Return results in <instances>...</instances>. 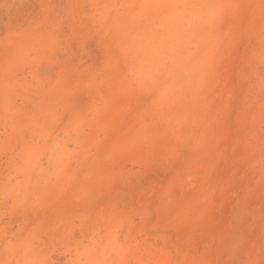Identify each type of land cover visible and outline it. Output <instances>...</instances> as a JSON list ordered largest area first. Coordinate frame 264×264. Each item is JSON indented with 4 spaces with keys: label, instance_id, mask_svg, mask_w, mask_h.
Returning <instances> with one entry per match:
<instances>
[{
    "label": "bare ground",
    "instance_id": "6f19581e",
    "mask_svg": "<svg viewBox=\"0 0 264 264\" xmlns=\"http://www.w3.org/2000/svg\"><path fill=\"white\" fill-rule=\"evenodd\" d=\"M147 1L148 0H0V264H141L145 255H146L145 257H147V259H145V260L151 259L152 263H154L153 261H155L156 259L158 260V258H160V257L157 256L158 258H156V256L150 254V251H148V250H149V247L151 245H152L151 250H155L157 248L155 246H157L159 244L161 245L160 248H162L160 250L161 253L166 251L168 254V258H167L168 264H184L185 261H189V260L196 261L193 263L200 264L199 262H201V261L198 262L195 259V257H197V258L199 257V259H200V257L206 256L205 254L208 253L211 245H213V244L217 245L216 244V243H218L216 241L217 237L221 238V236H225V235H226L225 237H227L228 234H231L230 235L231 236L230 239H231L232 236L236 235L233 233L236 232L237 229H235V228H237L238 225H240V226L242 225L240 227L241 230L243 228H246V224L249 225V227H250L249 223L252 222L253 220L249 221V223H248L247 220L251 218V217L249 218V216H251L253 214L252 219H254V215H255L254 213H257L260 209H262V208H260V209L255 210L254 207H255V205H258L255 208L259 207L260 204H258V203L261 202L260 200L258 202L259 197L258 196L256 197V194H258L257 193L258 191H256V190H257V188H259L260 186H263L264 184L263 185L259 184L260 186H258L259 181L257 182L256 180H259V179H257L256 177L251 178V179L255 178V180L252 184L250 179H247L246 175H245V177L240 176V178L241 177H243V179L246 178L247 180H245V181L239 180L240 178H238L239 181H242L245 184L243 186L244 188L241 187L242 188V190H241L238 188V186H235L239 189V191L241 193H237V191H238L237 189H235L236 191H234L233 188L230 189L231 191H234L237 194V196L240 194L239 198L236 196H235L236 198H234V199H237V198L240 199L241 198L240 203H239V200H236V202L240 206L239 205L238 206L235 205V206H237L239 208H237V210H234V206H228V208L230 209V207H231V210L233 211V214H231V216H229V217L226 216V214H225L227 212H222V211H212V212H209L207 214V212L209 210L207 211V209H205V208L208 207L207 205H211L210 204L211 202L208 201L209 203L206 204V207H205L203 204V201L199 200V195L202 191L201 190L202 186L205 187V183H207V182H202V185L200 186V183L198 181L202 180L203 177H206V181L210 180V178H207V175H209V174L207 173L203 177L200 176L201 179H197L199 176L194 178L197 175H194L192 173V171L189 170L192 173L191 175H194V176H190L191 178L193 177V179H194L193 182L196 181L197 183H199V185L197 186V188L195 190H194V188H195L194 186H196V184H194V186L192 187L191 185L193 184V182H189V179H187L188 176L186 177V180H188L187 182H189V184L186 183V185L183 184V186H181L180 185L181 182H178L179 181L178 177L181 174L184 175V173H181V169L189 167L191 160L192 159L194 160V158H196L197 156L191 157L192 154L191 155L181 154L184 156H179V157H177L176 155H174V156L169 155L170 156L169 159L165 158V161H163L164 159H161V161H162L161 162L160 158L162 157V155H160L161 157L159 156V151H163V149L166 146H170V145L161 146L163 149L159 150L158 148L156 149V147L150 142L155 148L153 147L152 150H148V149H150V143L147 141H148V137L151 138V136H145L144 135L145 133L142 134L143 131H147L146 134L157 137L156 136L157 133H156V135H153V133L152 134L150 133V132H154V133L156 132V131H153V130H155L154 126H150V127H152L153 130L149 131V130H147V129H149V124L138 123V122H136V124H134V122H132V119H135V118L130 119L132 122L130 124H133V126H128L127 128H124V126H120V124H121L120 121L119 122L116 121V123H113L117 119V118H115L117 116L114 113L116 110H117V112H119L118 109H121V110L126 109L124 107H130V106H132L133 103H135L134 105H136V101L127 100V101H134V102H131L132 104L128 103L130 105L126 106V102H127L126 98H123V97H126V95H124L123 93L127 94V92L123 91L122 92L123 95L121 94L122 97L119 95L120 93L115 94V95L111 94V92H112L111 90L110 91L106 90L107 88H108V90L110 88L106 87V89H103L101 87L102 86L101 84L106 83L105 85H108V84L112 85L115 82L111 83L109 81H106V79H103V78H101L103 80L99 81L100 78L97 76L100 75L99 72L108 76V74H106L104 72H109L115 68L122 70V67H120L119 65L117 66V63L119 61L124 60L126 58L130 59L131 57H133L135 59L137 56H140V54H143L142 51H144L146 49L143 47L144 44H146L145 42H148V41L150 42L151 40H154L153 38H151V37H154V35H152L151 37L149 35H151L153 33L156 34L157 31L153 32L151 34H148L147 36L150 37V40L146 39V41H145V38H146L145 34H147L150 31H155V29L157 28L156 25H154V27H152V28L156 27L154 30L152 29V30L148 31V29L145 28V24L147 22L146 16L148 17V14H146V11L148 12L151 10V9L147 8V7H151L150 4L148 6L149 2L147 3ZM159 1H161V0H159ZM191 1L193 4H195V3L197 4V5L191 4L192 5L191 7H193V6H197V8L200 7V6H198V5H200V3L198 4L197 2H194L197 0H191ZM230 1L233 2L236 0H233V1L230 0ZM245 1L251 2L250 7L252 9L248 8V7H243V8H240L241 11L243 10V12H240L241 14H237L238 12H235V14L238 16L241 15V20H243L242 18H244V15H245V17L248 16V17H246L247 19L244 18V20L246 19V21H248V18L251 17V14L249 13L250 14L249 15L248 12L255 11V10H253L252 0H245ZM254 1H257L259 3V1H261V0H253V2ZM162 2L164 3V0H162ZM168 2H170V0ZM175 2L177 3V0ZM190 2L188 1L189 10L192 9L189 5ZM204 2H206V0ZM208 2H210V1H208ZM220 2L221 1L219 0L218 3L220 4ZM242 2L245 4L244 1H242ZM263 2L264 1H261L260 4H263V6H264ZM156 3L161 4L158 1L157 2L155 1V3H153V4H156ZM172 3H174V2H172ZM215 3L216 2H214V4ZM225 3L226 2H224V4H222L223 6L222 5H220V6L224 7ZM243 3H241V4H243ZM180 4H182V3H180ZM201 4L203 5V3H201ZM206 4H207V2H206ZM206 4H205V7H206ZM254 4H255L254 9H256L257 3H254ZM161 5L165 6V4H161ZM171 5L173 7L174 4H171ZM185 5L187 6V3H184L183 6H185ZM209 5H212L211 2ZM209 5H207V6L209 7ZM245 5H250V4L247 3ZM155 6L157 7L158 4ZM174 6H176V5H174ZM183 6H181V5H179V7L177 6L178 7L177 10H179ZM217 6H219V5H217ZM226 6H228V5H226ZM230 6H232V5H230ZM238 6L234 5V8H236ZM156 7H154V8H156ZM158 7H161V6H158ZM239 7H241V6H239ZM261 7H262L261 5L258 6V8H257L258 10L256 11L257 13L255 12L256 14L259 13V9H260V11L264 12V10H263L264 8H261ZM164 8H166V7H164ZM164 8H162V10ZM169 8H170V6L168 7V9ZM173 8H175V7H173ZM197 8H194L195 10L193 9V11L190 10L191 12H189V10H188V13H186L184 11L185 12L184 16L186 17L188 15V18L187 17L186 18H187V20L189 19L188 20L189 22L186 21L188 24H186V22H185L186 18L183 16L184 19L182 21L185 22V24H183L184 28H188L187 25H189V24L192 25L191 24L192 23L191 22V16L193 18V20H192L193 23L195 22L194 18H196V17H198L197 22H199V20L202 19V18H199V16L201 15L200 13L203 12L204 8H198L199 10ZM219 8H218V10H219ZM234 8H232V9H234ZM244 8L251 9V10L246 11ZM205 9H208V8L206 7ZM209 9L214 10L215 8H213V7L211 8V6H210ZM237 9L238 8H236L235 10H237ZM165 10H167V9H165ZM177 10H174V11L176 12ZM181 10H187V8L185 7V9H180V11ZM196 10H198V11H196ZM213 10H209L208 12L205 11V13H202V15L206 14V12L207 13H210V12L213 13ZM227 10H230V9H226L225 11H227ZM235 10H233V11H235ZM154 11H156V9ZM221 11H223V10H221ZM181 12H183V11H181ZM196 12H198L200 15H198ZM215 12H216V10H215ZM230 12H232V11H230ZM157 13H158L157 15H159L160 12H157ZM174 13L172 14L173 16H171V17H173L174 19L178 18V17H176L177 14L174 16ZM192 13H195V14H192ZM251 13H254V12H251ZM151 14L153 15V13H150V16H151ZM162 14H163V12H162ZM164 14H166V12H164ZM164 14H163V16H161L162 18L165 17ZM167 14H169V16L171 15V13H167ZM178 14H180V13H178ZM196 14H197V16H193ZM221 14H219L218 17L221 16ZM227 14H229V13H227ZM230 14H233V13H230ZM256 14L252 16V17H255L254 20L256 21V26L259 24V26L263 27V25H260L261 23H258L259 21L262 22L263 20L261 19L262 20L261 21L259 19L260 17L257 16ZM259 15H261V14H259ZM263 15H264V13H262L261 18H264ZM178 16L181 17L182 15H178ZM213 16H216V15L213 14ZM224 16H225V14H223V17ZM152 17H156V16L153 15ZM152 17L148 18V19H151L150 21H152V20L155 21V23H158V21L162 20L159 18L160 15L157 16L158 19H160V20H158L157 18H152ZM171 17H166V18H168V20H169V18H171ZM208 17H210V19L211 18L213 19V17L211 15H209ZM231 17H232V15H231ZM234 17L235 16H233V18ZM256 17H259V18H256ZM219 18H222V17H219ZM225 18L223 21H226V19H228V18H226V19ZM154 19H157V20H154ZM214 19L217 20L216 17ZM232 19H230V20H232ZM235 19H238V17H235ZM235 19H233V20H235ZM249 19H251V18H249ZM207 20H209V19H207ZM221 20L218 19V21H221ZM254 20H253V22L255 24ZM162 21L165 22L166 19H163ZM169 21H170V23H172V22L174 23L175 20H173V21L169 20ZM178 21H180L179 18L176 21V23H179V24L176 26H179L180 22H182V21H180V22H178ZM200 21H203V20H200ZM249 21H251V20H249ZM164 22H161V23H164ZM184 22H182V23H184ZM206 22L209 23L210 21H206ZM206 22L205 23L203 22L204 25H206ZM211 22H213V21H211ZM229 22H231V21H229ZM229 22H227V23H229ZM155 23H153V24H155ZM170 23H167V24L169 25ZM221 23H222V21H221ZM223 23H225V22H223ZM242 23H244V22H242ZM175 24H172L169 26H171V28H172ZM212 24H216V23L214 22ZM231 24H233V25L235 24L237 26H240L239 25L240 23L236 22V20H235V23H231ZM262 24H264V23H262ZM195 25L198 26V24H195ZM195 25H193V28L195 27ZM222 25H220L221 28H222ZM244 25H245V23H244ZM246 25H248V24H246ZM148 26H152V23H150ZM159 26H160V24H158V27ZM162 26H165V25H161L160 30L162 29ZM169 26H166V30H168L167 27H169ZM209 26H211V25H208V27ZM214 26L219 27L216 25H214ZM201 27L204 28L202 25H201ZM205 27H207V26H205ZM233 27H236V26H233ZM252 27H250V28H252ZM181 28H182V26H181ZM181 28H179L181 31L178 29L179 31H177V33L178 32L182 33V30H184V29L183 28L181 29ZM219 28H217L216 30H218ZM189 29H191V27H189ZM224 29H226V30H224ZM224 29L222 30V32L223 33H224V31L227 32V30H228L227 27H225ZM245 29H248V28L245 27L240 32H237L236 31L237 29L235 31L234 30H232V31L234 32V34H235V32L238 34L236 37H238L240 40L246 38L245 36H243L245 38H243L242 36L240 37V35H244L245 32H246V34L248 32H251V33L255 32L251 37L249 36L251 33L247 34L248 38H250V42L247 44L252 46V44L253 45L255 44V42L252 43V41L253 40L257 41L256 40L257 38H255L253 36H256V35L260 36L259 35L260 32L257 33L256 32L257 30L253 32L254 29H251V31H250V29H248L247 31L244 32ZM145 30H147V31H145ZM170 30H172V33H169V34H173L174 33L173 29H169V32H171ZM211 30H212V28L210 29V32H212ZM262 30H264V27ZM184 31L187 33L186 30H184ZM199 31L196 30V32H194V33H196V35L197 34L200 35V33L202 34L201 31H200V33H197ZM202 31H204V30H202ZM219 31L217 34L221 33V32L219 33ZM232 31H230V32H232ZM161 32H163V31L161 30ZM188 32H192V30H190ZM205 32H207V31H205ZM262 33H264V32H262ZM169 34H167V32L165 33V35H167V37ZM187 34H189V33H187ZM204 34H206V33H204ZM211 34L215 35V33H213V32ZM158 35L160 36V32L158 33ZM177 35L175 36V39H177ZM184 35H186V34L183 33V36ZM191 35L192 34L189 35L190 37L187 36L188 38L186 37L184 39L185 40L189 39L191 41L190 44H192L193 41L198 42V41H196L198 37L197 38L195 37L196 39L192 41V38L194 36L191 37ZM209 35L206 34L207 37ZM225 35H226L225 38H224V36H222V41L224 39H226V42H229L227 40L235 38V36L234 37L229 36L231 38L227 39L228 35L226 33H225ZM155 36H157V35H155ZM159 36H157V37L159 39H161ZM215 36L219 37V35H215ZM262 36H264V34ZM164 37H162V38L166 39V36H164ZM211 37H213V36H211ZM211 37L206 39V41L209 40ZM252 37L255 39H252ZM154 38H156V37H154ZM213 38H215V37H213ZM213 38H211V39H213ZM238 38H235L233 40H235L237 42ZM248 38H246L244 41L247 42L246 40H249ZM163 39H162V41L161 40H159V41L163 42L164 41ZM168 39L170 40V38H168ZM181 39H183V38H181ZM258 39L264 40L263 37H261V39L260 38H258ZM199 40L201 42H203V44L206 42L205 40L200 39V38H199ZM219 40H221V37H219ZM219 40H216V43L214 46H216V47L219 46V49H220L222 46L220 44H225V42L224 41L222 42ZM240 40H238V42L242 43ZM157 41L158 40H155L153 43L156 44ZM159 41L157 43H160ZM172 41H174V40H172ZM177 41H178V39H177ZM181 41L182 42H180V43H184L183 42L184 40H181ZM210 41H212V40H210ZM210 41H208V42H210ZM213 41H215V40H213ZM194 42H193V44H196ZM208 42H207V44H208ZM220 42H222V43H220ZM259 42L260 41H257V43H256L257 45L255 44V46H252V48L257 47L258 45H261ZM174 43H177V42L174 41ZM235 43H233L234 46L237 47L238 44L241 46L240 43H237L236 45H235ZM165 44H167V42H165ZM185 44H187V42ZM203 44H202V46H203ZM243 44L244 43H242V45ZM150 45H153V44L151 43ZM171 45L173 46V43ZM171 45H169L170 46L169 49L172 47ZM175 45H177V44H175ZM178 45H180V44L178 43ZM178 45H177V48L178 47L180 48V46L183 44H181L180 46H178ZM187 45L189 46V44H187ZM210 45H212V44H210ZM210 45H208V46H210ZM158 46H160V45H158ZM163 46H164V44L161 45V47H163ZM204 46L205 47H202L203 50H204V48L207 47L206 43L204 44ZM262 46L264 47V44ZM153 47H155V46H152V48ZM185 47H186V45H185ZM189 47L191 48V45ZM194 47L195 46H193L191 49L192 50L196 49ZM236 47L234 50L230 51V52H235L236 54L234 55L233 53H231V55H234L235 57L232 56L233 58H231V56H230L229 61L231 59L233 60L237 57H240V59L244 58L245 54L243 53L244 56L239 55L241 53H237L238 51H235V50L239 49V48L236 49ZM147 48H149V47L147 46ZM152 48L148 49L149 50L148 52H147V50H145L146 53H148V55H149L150 50ZM158 48L161 49L162 51L161 50H155V51H158V52L161 51L163 53V49H165V48H163V49L160 47H158ZM158 48H155V49H158ZM174 48H176V47H174ZM202 48L199 50H202ZM210 48H212V47H210ZM224 48H226V51L229 49V47L227 49L226 46H224ZM224 48H222L221 51L225 50ZM230 48H233V47H230ZM244 48L245 47H243L242 50ZM247 48L251 49V47H247ZM247 48H245V49H247ZM260 48H261V46H260ZM260 48L257 47V50L254 48L253 51H249L247 53H249V54H254V52H256V54L260 53V52H257L258 50L260 51ZM192 50H190L189 52H192L191 54H193V56H195V55L198 56V54H196L197 52H195L198 49H196L194 51H192ZM205 50H207V49H205ZM239 50H241V49H239ZM165 51H167L166 53H171L168 51V49ZM179 51H182V50H179ZM187 51H188V49H187ZM209 51H211V50H209ZM209 51H207V52H209ZM214 51L216 52V49H214ZM221 51H219L217 49V53L220 52L221 54H223V52H221ZM244 51H248V49L244 50ZM161 52H160V54H161ZM172 52L177 53V51H175V49H173ZM212 52L209 53V55H211L210 57L215 55V57L211 58V59H214L212 61H215V59L217 58V53L212 54ZM146 53H144V54H146ZM156 53L153 54L154 56H156L155 58H157V56L160 55V54L156 55ZM179 53H181V52H179ZM179 53H177V54L179 55ZM194 53H195V55H194ZM198 53L202 54L203 52H198ZM205 53H206V51H205ZM226 53H228V51ZM226 53H224V55ZM177 54H173V55L177 56ZM184 54H187V52H185ZM181 55H182V53H181ZM187 55L189 56V54H187ZM206 55H208V53H206ZM229 55L230 54H226L225 56H229ZM161 56H163V55H161ZM168 56H171V55L166 56L167 57L166 59L169 60ZM182 56L184 57V55H182ZM190 56L192 57V55H190ZM225 56H223V57L218 56V58H222V59L218 60L219 64H220V62H222L221 65H223V62L227 61L225 59H227L228 57L223 59ZM246 56H248V57H245V58H251V57H257L258 55L250 56L247 54ZM149 57H153V56H149ZM187 57L185 58L186 60L189 59V57L188 58ZM140 58H142V57H140ZM155 58H153V59H155ZM163 58H164V56H163ZM192 58H194V57H192ZM245 58L240 60L241 64H243L245 61L247 63H250V62L254 63V61L256 60L254 58H253L254 60H252V59L249 60V59H245ZM258 58L261 59L260 56H258ZM129 59H127L125 61L128 62ZM144 59H147L146 56L144 57ZM166 59H163V60H165V61H163L162 58H159L158 60L162 61V63H160V61H158V60H155L156 62H158L160 64H158V63L156 64V62L154 60H151V61L155 62V64H156L155 66H152L155 69L148 67L151 70L153 69L154 72L156 71L155 72L156 78L153 77L154 79H157L158 74H159V73H157L158 71L156 70L157 66L159 67V65L163 64L164 66H162V67L164 69L165 67H167V65H165V64L170 65V62H166ZM191 59H189V60H191ZM211 59L208 57V59L206 61L211 60ZM131 60H133V59H130L129 62ZM173 60H176V58H174V56H173ZM178 60L182 61L181 58ZM221 60H223V61H221ZM262 60H264V58H262ZM125 61H123L124 64H125ZM140 61L143 62L146 60H140ZM191 61L193 63V59ZM191 61H186L184 63L186 64L187 62H191ZM194 61H197V60L194 59ZM206 61H204L205 63L202 62V65L194 64V67L196 66L198 68V66H202V68L203 67L209 68L210 66H212L211 70H209V72L215 71L214 73H216V71H217V74H219V72L221 70L212 69L214 67V65H210V62H208L209 66L208 65L205 66L207 64ZM147 62L148 61H146V63ZM234 62H232V63L234 64ZM123 63L121 64V66H124ZM130 63L133 65L132 62H130ZM144 63H139V61H138V64H136V61H134V64H136V66L137 65L141 66L140 64H144ZM226 63H228V62H226ZM237 63L238 62H235V64H236L235 67L238 66ZM253 63H250V64L252 65ZM258 63H260V62H258ZM258 63H256V64H258ZM261 63H262V61H261ZM128 64L129 63H127L126 65H128ZM147 64L150 65V63H147ZM171 64H173V63H171ZM181 64H182V62H181ZM181 64H180V66H181ZM188 64H186V65H188ZM203 64H204V66H203ZM212 64H214V62H212ZM256 64H254L253 66H255ZM151 65H153V64H151ZM229 65H231L230 62L228 63V66ZM247 65H245L243 67H248ZM251 65H250V67H251ZM136 66H134V67L132 66V68H135ZM142 66L144 68V66H146V65H142ZM172 66L173 65L169 66L170 67L169 69H171ZM178 66H179V64H178ZM182 66H183V64H182ZM228 66H226V68L229 71H231V68L235 69V67H231V66L228 67ZM262 66H264V64H260L259 66L257 65V67H259L260 69H262V71H264L263 70L264 68H262ZM173 67H174L173 69H175V66H173ZM126 68H128V67H126ZM199 68H201V67H199ZM215 68H217V67H215ZM220 68H223V67L220 66ZM252 68H254V70H255V67H252ZM123 69H125V68H123ZM136 69L138 71L139 68L137 67ZM159 69H160V67H159ZM198 69H194V71H192V72H195V70H198ZM239 69H240L239 70L240 74L236 73L234 71L237 75L236 77H240L239 80H241V77H243V78L246 77V78H244L245 80H248L247 77H249V76H250L249 78H252L251 73L243 72L244 69H242V68H239ZM245 69H247V68H245ZM248 69H250V68H248ZM256 69H258V68H256ZM133 70H134L133 72H127V73H129L128 75H130V76L127 75V77H133L134 78L133 74H134V72L136 73V70L135 69H133ZM153 70H152V72H153ZM161 70H162V68H161ZM161 70H159L160 74H161V72L164 73V71H161ZM179 70H181V69H179ZM184 70H186V68ZM235 70L238 71L237 69H235ZM125 71H126V69H125ZM128 71H131V70H128ZM177 71H174V73L178 74ZM187 71H189V70H186V73H187ZM201 71L202 70H200L199 72L204 74V72H207L208 70L203 69V72H201ZM222 71H224V70H222ZM225 71H226V69H225ZM114 72L111 74V75H113V77H114V75H117L118 73L123 72V71L117 70L116 73H114ZM148 72H151V71L148 69ZM148 72H146V73H148ZM152 72L150 74H148V76L146 74H143L140 76L145 77V75H146V77L150 78V77L154 76V75H151V74H153ZM168 72H170V70L167 71V74H168ZM199 72L194 73L195 76H197L199 74ZM242 72L245 75H243ZM143 73H145V72H143ZM171 73H173V72H171ZM188 73H191V72H188ZM223 73L224 72H221L220 74H223ZM202 74H199V75H202ZM217 74H215V75H217ZM228 74H230V73H228ZM247 74H249V75H247ZM258 74H260V73L258 72ZM119 75H121V73ZM172 75L174 76V74H172ZM182 75L186 76V74H184V72H183V74H180V77H182ZM191 75H193V74H191ZM204 75L206 76L205 78H207V75H211V73L210 74L206 73ZM239 75H242V76H239ZM101 76H103V75H101ZM106 76H103V77H106ZM165 76H167V75L165 74ZM168 76H171V75L168 74ZM219 76H221V75H219ZM222 76H224V75H222ZM225 76H227V75L225 74ZM228 76H230V75H228ZM231 76H233V75H231ZM261 76H258L261 78V80H259V81L263 80ZM120 77H122V76H120ZM159 77L163 78V76H160V75H159ZM186 77H188V76H186ZM186 77H184V78H186ZM199 77H203V75L199 76ZM218 77H214V79H216ZM139 78H141V77H137V80L140 82L142 79L139 80ZM189 78H192V77H189ZM210 78L211 79H204V81H201L204 83L202 84L200 82V85H198L199 87L196 86L197 85L196 83L191 84V86L195 85V87L198 88L196 90H199V88L202 87L203 85L208 84V83L211 84L212 81H207V83H205L206 80H213L212 76H210ZM219 78H221V79L224 78L223 81H226L225 77H223V78L219 77ZM107 79L112 80V78L110 79V77ZM114 79H116V81L118 80V78H114ZM145 79L146 78H144V80ZM154 79H152V80L155 81ZM166 79H169V78H165V80ZM172 79L175 80V78H172ZM196 79H198V78L195 77V80ZM200 79H202V78H200ZM200 79H198V80L200 81ZM221 79H219V83L217 82L216 85L220 84ZM227 79H228V77H227ZM127 80H135V79L128 78ZM127 80H125V81H127ZM148 80H149V82H148L149 85H147V86H150V85L154 86L155 85L154 87L157 86L159 88L160 85L158 86L157 84H154L155 82L152 83L153 81L150 82L151 78ZM162 80L163 79H161L160 81H162ZM177 80H179V82H180V80H184V79L178 78ZM250 80H252V79H250ZM254 80H256V79L254 78ZM113 81H115V80H113ZM118 81H120V80H118ZM118 81H117V83H115L116 85H118L120 83ZM223 81H221V82L223 83ZM241 81L243 82V84H241L242 86H245L244 83L247 85V83L244 82L243 79ZM107 82H109V83L107 84ZM128 82H130V81H128ZM142 82H145V81H142ZM142 82L140 84L141 86L139 84H137V85L133 84L132 85V83H131V85L126 84V86H124V87H123V85H121V83H125V82H121L119 84L122 86V88L120 89V92L122 89L125 90L127 86H131V87L133 86L134 87V85H136L137 87L140 86V88H142V92H143ZM171 82L173 83V80ZM175 82H176V80H175ZM188 82H190V79ZM194 82L195 81L193 80V83ZM232 82H234V80ZM166 83H168V82H166ZM191 83H192V81H191ZM224 83H226V82H224ZM248 83H250V82H248ZM252 83L254 85L257 82L252 81L250 84H252ZM263 83H264V80H263ZM183 84L184 83H182V85ZM227 84L230 87L235 86V85L231 86V84L229 82H227L226 85ZM250 84H249V86H250ZM259 84H261V83H259ZM259 84H256L258 86V88H259ZM167 85H169V84H167ZM174 85H171V86H174ZM186 85L188 86V83ZM226 85L222 84L221 86H218V87H222V86L224 87L225 86V88L227 89L228 87ZM236 85H237V83H236ZM241 85H237V88L238 87L241 88ZM256 85H254V86H256ZM115 86L112 85L111 87H113V88H111V89L113 90L115 88H120L119 86H117V87H115ZM153 86H151V88H154ZM163 86H164V84H163ZM163 86H161L163 89L167 88L166 85L164 87ZM171 86H170V88H171ZM187 86H186V88H188ZM205 86H208L207 89H211V90L214 89L212 86H210V87H209V85H205ZM205 86H203V88H200L201 91H203V89H205L204 88ZM254 86H250L251 87L250 90ZM161 87L159 89H161ZM190 88H188V89H190ZM217 88H215V91H218ZM244 88H246V89H244ZM247 88H249V87H243L244 90L248 91L249 89H247ZM261 88H264V86ZM132 89L134 90L135 88H132ZM163 89H161L162 92H163ZM176 89H178V88H176ZM133 90L130 92H133ZM136 90H134V91H136ZM161 90H158V91H161ZM196 90L194 89V91H195L194 96L192 94H188V95H191L189 97H192L191 98L192 101H190V102H197L194 100L195 98H193V97H196V94H198V93L202 94L201 92L197 93ZM113 91L116 92L115 90H113ZM151 91L149 89V92H150L149 94L152 93ZM166 91H167V94L172 93L171 91L168 92L167 89H166ZM186 91H188V90H186ZM190 91H192V90L190 89ZM208 91H210V90H208ZM215 91H213V92H215ZM238 91H240V90H237V92ZM257 91L260 92L261 90L258 89ZM175 92H177V91H175ZM224 92L225 91H222V92L220 91V93H223L224 95L228 94V91L226 94ZM134 93H135V95L137 94L136 92H133L132 94H134ZM155 93H157V92H155ZM188 93H190V92L188 91ZM191 93H193V92H191ZM245 93H248V92H245ZM256 93H258V92H256ZM132 94H130V95H132ZM184 94H187V93H184ZM208 94L211 95L213 93H211V94L208 93ZM116 95H119V97ZM130 95H128V96H130ZM142 95H144V94H142ZM158 95L156 94V99H158V97H157ZM164 95H165V93H164ZM178 95L181 96L180 94H178ZM219 95L221 96L222 94H219ZM224 95H222V96H224ZM235 95H232L233 97H230V98H232V99L235 97L239 98L238 95L237 96H235ZM240 95H242V94L240 93ZM246 95H244V96L246 97ZM257 95H260V94H257ZM138 96L141 97L142 101L149 98V97L146 98V96L142 97L141 95H138ZM166 96L168 97V95H166ZM206 96L207 95L206 94L204 95V92H203L202 98H204L206 100V98H207ZM215 96H216V98L215 99L212 98V100H216L218 98V95H215ZM169 97H171L170 99H173V94L172 95L170 94ZM183 97H185V96H183ZM187 97L188 96H186L185 99H188ZM198 97H201V96L199 95ZM198 97L196 98L197 100H198ZM226 97H229V96H226ZM247 97H249V96H247ZM142 98H145V99L143 100ZM152 98H154V97H152ZM152 98L150 97L149 101L146 100V102H149V104L152 105L154 102V101L151 102ZM163 98H165V97L163 96ZM240 98H242V96H240ZM132 99H134V98H132ZM136 99H138L139 100L138 102H140L139 98H136ZM156 99H155V101H157ZM165 99H167V98H165ZM232 99H231L232 102H230L231 105H232L233 101L235 100V99L234 100H232ZM258 99H260V98H258ZM159 100H161V99H159ZM207 100H209V99L207 98ZM217 100H219V99H217ZM217 100H216V102H217ZM225 100H226V98H225ZM228 100H229V98H228ZM237 100L239 101L240 99H237ZM249 100L252 101V99H249ZM260 100H264V98L263 99L261 98ZM165 101L169 102V100H165ZM170 101H172V100H170ZM199 101L203 102V99L199 100ZM221 101H222V99H221ZM250 101L247 103L250 104L251 103ZM177 102H178V100H177ZM187 102H189V101L186 100L185 104H187ZM204 102H206V101H204ZM216 102H212V103H214V105H215ZM253 102L254 101H252V103ZM257 102H255V104ZM154 103H156V102H154ZM160 103H162V102H160ZM197 103H200V102H197ZM209 103H211V102H209ZM218 103L220 104V106H222L219 101H218ZM242 103L243 102H241L239 105H241ZM138 104H140V103H138ZM143 104H145V102H143ZM146 104L149 105L148 103H146ZM173 104H175V103H173ZM191 104H193V103H191ZM158 105H159L158 107H160L161 104H158ZM189 105H190V103H189ZM206 105H209L208 102ZM224 105H228V104L224 103ZM231 105H229V106H231ZM245 105H247L246 102H245ZM58 106H60L61 109ZM87 106H91V112H90V110H86ZM145 106L146 105H141V107H145ZM166 106H162V107L167 108L168 106L167 107ZM196 106H198V105H196ZM209 106H211V104ZM209 106H205V107H209ZM253 106H251V107H253ZM257 106H258V104L255 106V108H256L255 110L260 109V108H257ZM133 107L134 106H132V108ZM175 107L178 109V111L180 109L184 110V111L186 110V109L179 108V107H182V102H181V106L179 105V107L178 106H175ZM185 107L190 108L188 106H185ZM192 107H195V105ZM215 107L218 108V105H215ZM227 107L228 106H226V108ZM232 107H233V109H231V110H235L234 108H236L237 106L232 105ZM232 107H230V108H232ZM263 107H264V105H263ZM132 108L130 107V109H132ZM176 108L175 109L172 108L171 110L174 109L173 111H176L177 110ZM197 108H199V106ZM223 108H225V106H223ZM226 108L224 110H226ZM240 108L243 109L242 107H237V109H240ZM248 108L249 107L246 108L247 112L249 111ZM130 109H127V110L129 112L135 110V109H132V110H130ZM152 109H154V111H155L154 107ZM220 109L222 110V108H219V110ZM250 109H252V108H250ZM56 110L58 113H60L62 111V117L60 115L56 114ZM143 110H144V108H143ZM146 110H148V109L146 108ZM181 110L179 112L180 114L178 113V115H183L184 113L185 114L187 113L186 111L184 112ZM244 110L245 109H243V111ZM141 111L142 110H139L137 113L141 114L143 112V111L142 112ZM148 111H150V110H148ZM168 111H170V110H168ZM194 111L196 112L197 110H194ZM208 111L212 112L211 109ZM208 111H206V113L209 114L210 112H208ZM87 112H90V113H87ZM124 112H127V111H124ZM124 112L122 111V113H124ZM129 112H128V114H129ZM156 112L158 113L159 111L157 110ZM182 112H183V114H182ZM216 112H218V111H216ZM244 112L246 114V111H244ZM148 113L151 114L150 112H148ZM148 113H146V114H148ZM191 113H192V111L189 112V114H191ZM203 113L204 112L202 111L201 114L204 115L203 119H206L205 114H203ZM230 113H228V114H230ZM238 113H241V112L238 111L237 115H238ZM252 113H254V112H252ZM117 114H119V113H117ZM133 114H136V113H133ZM142 114H144V113H142ZM160 114H162V113H160ZM171 114L174 118L175 112L174 113L171 112ZM171 114H169V115H171ZM189 114L187 116H189ZM211 114H213V112ZM211 114L209 116H211ZM256 114L257 113H255L254 115H256ZM56 115L61 117L62 119L64 117H68L64 120L65 123L69 124L70 122L66 121V120H69V121H71L70 124H73L76 127L81 123L83 125L86 124V127H84L82 125H80V126H82V128H83V130L81 132L83 135L86 134V133H83V131H85L84 129L89 131V132L87 131V133H89V134L85 135L86 136L85 142L87 144V149H86V146L82 145L83 143L80 145V142L83 140V139H81L82 137L80 138L79 136H74L77 134L75 130L74 131L71 130L70 133H72V131H73V133L70 134L69 133L70 130L69 131L65 130V129H68L65 127H63V128H65L64 134H61L62 132L59 133V129L58 130L56 129L57 132L59 133V135H57L58 137H56V136H54V137L59 139L60 138L59 136H61L63 141L67 139V136L68 137L74 136V138L79 137L78 139H75L76 140L75 143H72V142H74L73 138L66 140V142L61 141L62 140L61 139L58 141V143L60 142V143H63L65 145L59 146L58 143H56V146H55L54 142H56L58 140L55 138V141H49V143H48V144H50L51 142H53L54 144H51L52 146L46 144L48 137L49 136L52 137L53 135H51V133L55 132L52 129V128H54V126L52 128H50V124H52L54 122L57 123V121H54L55 119L57 120ZM112 115L115 116L113 118L111 117L112 120L115 118L113 122L110 119V116H112ZM121 115L123 116V118H125L124 115H126V113L121 114ZM129 115H132V114H129ZM129 115H127L128 118L126 120L129 119ZM167 115H168V112H167ZM219 115H220V113H219ZM231 115H233V112L231 113ZM152 116H154V115L152 114ZM164 116H166V115H164ZM199 116H200V114L198 115V119H195V118L194 119L196 121H198L200 119ZM247 116H251V115L247 114ZM261 116H263V115H261ZM137 117H138V119H140L143 117V115H142V117H140V115H138ZM144 117H145L144 120H141V121L140 120H134V121H140V122L147 121L146 119H148V118L146 117L145 114H144ZM159 117H161V115ZM175 117H176V119H179V120H181L182 118H186L185 116L182 117L181 119H180V117H178V118H177V116H175ZM252 117H255V116L252 115ZM252 117H250V119H252ZM103 118H107V119H103ZM154 118H156V117H154ZM170 118L172 120L171 116H170ZM170 118H168V119L170 120ZM210 118L214 119L213 117H210ZM210 118H209V120L211 121ZM219 118H221V117H219ZM227 118H229V117H227ZM231 118L232 117H230V119ZM245 118L246 117H244L243 119H245ZM62 119H60V121H62ZM100 119L106 120L107 122H110L108 124L111 127L110 130H108V128H107L108 131H106V132L103 131L102 129L99 130L101 127L98 126V120H100ZM158 119H162L161 127L159 126L161 128V129H159V130H161V132L159 131L160 133L158 132V134L164 133V131H167V130H171L168 127L170 125H167V127H165L166 125L163 126V122L166 121L165 122V124H166L167 120H163L162 117L158 118ZM158 119H154V121L157 120V122H158ZM233 119H231V120H233ZM235 119H237V118H235ZM247 119H249V118H247ZM126 120L124 119L125 122H128ZM182 120H184V119H182ZM190 120H191V118L189 120H186V121H190ZM192 120H193V117H192ZM207 120L208 119H206L205 121H207ZM209 120H208V122H210ZM218 120H220V119H218ZM231 120H228V121H231ZM150 121H153V120H150ZM221 121H223V120H221ZM198 122H200V121H198ZM202 122H204V120H202ZM208 122H206V123H208ZM216 122H214L213 124H215ZM246 122H248V121H246ZM258 122H259L258 124H260V123L262 124L264 121L263 122L258 121ZM100 123H101V121H100ZM152 123H151V125H152ZM230 123L227 122L226 127L229 125L230 128H227V129L232 130L231 126H233V125L232 124L230 125ZM232 123H235V122H232ZM64 124H62V125H64ZM114 124H118L117 125L118 127L120 126L118 132L122 133L121 137L122 136L124 137V138L122 137L121 140L125 139L126 136L128 137V135H129V137H131L132 134L134 133V131L136 130V129H132L134 127L135 128L138 127V129H137L136 133L133 135L137 136V134H140V131H139L140 126H137V124L138 125H140V124L148 125L147 129L146 128L143 129V127H141V129H142L141 135H143L144 136L143 139L145 138V139H147V141H145V140L143 141V139L135 138V137H133V139L128 138L129 140H127V141H129V143H131L130 140H133L134 141L133 143H136V144H132V145L136 146L137 148H131L130 147V150H132V149H134V150L129 151L130 153H126L127 152L126 151L125 154L122 152L123 155L119 154V152H117L115 154H113V153L117 149H119L118 151H120V150L123 151V150L129 149V148L121 149V148H123V146L112 148L111 144H110V147H108V148H111V151L108 153V149L106 150V148H107L106 145H109V143H111V142H105L104 141L105 144L101 143V145H103V146H101V145L96 143L97 141L95 139L94 140L95 142H92V143H94L96 148H90L88 146V143H91L90 141H92L91 140L92 138L90 139V141H88V137H91L92 135H93V137L94 136L97 137V136H99L100 133H102V131L106 133V134L102 133V135H104V138H105V139L103 138V140H106V141L111 140V139L107 140V138H110L112 136V135L111 136L109 135V134H112L110 132L115 131L116 133H114V135L117 134L115 127H113ZM167 124H169V123H167ZM185 124L188 125L187 123H185ZM192 124H194V123H192ZM192 124H191V126H188L189 129L193 126ZM216 124H218V123H216ZM220 124H218L219 126H215V125H213V126L221 127ZM254 124L255 123H251V125H254ZM60 125H61V123H60ZM108 125H106V126H108ZM195 125H197V123H195ZM201 125L204 126V123ZM237 125H238V123H237ZM64 126H67V125H64ZM74 126H73V128H74ZM106 126L103 125V127H105V129H106ZM114 126H116V125H114ZM182 126H183V124L181 125V127ZM206 126L208 128L211 127L209 124ZM224 126L225 125H223V127ZM68 127H70V126L68 125ZM97 127H99V128H97ZM176 127L177 126H175L174 129H176ZM207 127L204 128V129H206V131L208 130ZM238 127H239V125H238ZM252 127H253V129H255L256 126L255 127L252 126ZM252 127H250V128H252ZM78 128H75V129H78ZM166 128H168V129L165 130ZM182 128H184V127H182ZM185 128H184V130L181 129L182 130L181 132H183V135L186 134L184 131H187L186 130L187 128L186 129ZM193 128H194V126H193ZM193 128H191V130H193ZM113 129H115V130H113ZM210 129H212V128H210ZM210 129H209V131H210ZM216 129H219V128H216ZM95 130H99V131H95ZM150 130H151V128H150ZM178 130H179V128H178ZM196 130H200V129H196ZM196 130H194V132H196ZM213 130H215V129H213ZM238 130H241V129H237V131ZM245 130H247V129H245ZM245 130H242V131L245 132ZM94 131L95 132L101 131V132L99 134L98 133L95 134V133H93ZM201 131L203 132L204 130H200V132ZM216 131L220 132V130H215L212 132H216ZM224 131H226V130H224ZM242 131H240V132H242ZM254 131H256L258 133V130H254ZM259 131L262 132L261 130H259ZM173 132H175V137H177L176 131L172 130V133ZM221 132H223V131H221ZM230 132H232V131H230ZM246 132H248V131H246ZM120 133H118V134H120ZM168 133L172 135V133H170V132H166V133H164V135L166 136V134H167L168 136H171ZM227 133H229V132H227ZM187 134H188V131H187ZM199 134H200V136L196 135V138H197V136L198 137H204V136H202V133H199ZM206 134L207 133H204L206 139H207V136L209 134H210V137L211 136L215 137V135H211V134H213L211 132L208 135H206ZM221 134L222 133H220V134L217 133L216 135L218 138H220ZM224 134H226V133H224ZM224 134H222L223 135L222 138L224 140H225V138H226V140H229L228 139L229 137H224ZM234 134H237V133H233V135ZM252 134L257 135L255 132H253ZM89 135H91V136H89ZM180 135L182 136V134H180ZM63 136H65L66 139ZM108 136H110V137H108ZM227 136H231V135H227ZM239 136H242V135H239ZM239 136H237V138H239ZM54 137H53V139H54ZM99 137H101V136H99ZM113 137H116V136H113ZM185 137H183V140H185ZM193 137H195V135H193ZM217 137H215L213 139H215V140L217 139L218 144H220L219 140H220V142H222L223 140L218 139ZM231 137H233V136H231ZM158 138H160V137H158ZM171 138H170V140H172ZM242 138H244V136ZM250 138L253 139V137H250ZM114 139L119 140L118 136H117V138H114ZM114 139L112 141H116ZM138 139L142 140V142H138ZM155 139L156 138H154V140ZM164 139H165V137H164ZM177 139H179V138L177 137ZM192 139L188 140L186 138V140L190 141V142H192L191 141ZM201 139H203V138H201ZM201 139H199L200 142H201ZM206 139L205 140L203 139L202 142L204 143L206 141ZM232 139H234V138H232ZM256 139H258V137ZM48 140H51V138ZM71 140H72V142H71ZM77 140H80V142H78ZM152 140H153V137H152ZM161 140L164 141L163 139H160L159 141H161ZM179 140H181V139H179ZM207 140L210 141L212 139L210 138ZM259 140H260V138H259ZM67 141L71 142L72 144L71 143L67 144L68 143ZM174 141H176V140H174ZM230 141H231V139H230ZM230 141H227V142H230ZM256 141L257 140H255V142ZM76 142L79 144L76 145ZM98 142L100 143L102 141H98ZM119 142L120 141H116L115 146H117V144ZM123 142H125V141H123ZM164 142L165 143H162V144H166V143L169 144V142H171V141L167 142L165 139ZM193 142H195V141H193ZM200 142H199V144H201ZM207 142L208 141H206L205 143H207ZM213 142L215 143L216 141H213ZM213 142H211L212 143L211 145H217V144H213ZM258 142H260V141H258ZM106 143H108V144H106ZM153 143H156L157 146L160 145L159 142H153ZM173 143L176 144V142H172L173 147H169V148L176 149V147H174L176 145H173ZM178 143L180 144V142H178ZM186 143H188V142H186ZM197 143H198V141H197ZM205 143L201 144L202 146H200L199 144H196L195 146L197 147L199 145L197 148L203 147L202 149H204L205 147L203 145H205ZM223 143H224V141H223ZM231 143H233V142H231ZM231 143H230V145H231ZM45 144H46V146H50L48 149H45V150H47L46 153L43 150ZM63 144H60V145H63ZM70 144L73 145L72 147L75 146L74 147L75 149L72 150L71 149L72 147L70 148V146H71ZM127 144H128V142H127ZM179 144H177L178 149L182 148V146H183L181 144L182 146L179 147ZM189 144H193V143H189ZM225 144H223V145H225ZM262 144H264V143H262ZM97 145H99L101 147H98ZM113 145H114V143H113ZM121 145H124V143H122ZM211 145H209V146H211ZM233 145H235V144H233ZM237 145H238V143H237ZM239 145H241V144L239 143ZM251 145H253V144H251ZM206 146H208V145H206ZM236 146H234V147L236 148ZM244 146H246V145H244ZM91 147H93V146H91ZM128 147H129V145H128ZM218 147H220V145ZM228 147H230V146L228 145ZM255 147L256 146H254V148ZM259 147H262V146H259ZM169 148H166V149H169ZM186 148H187V146H186ZM215 148H217V147H215ZM237 148H240V147H237ZM69 149H71L72 151ZM187 149H189V148H187ZM211 149H209V150L205 149L207 151V153H209V154H207V153L203 154V155L207 154V155H205V156H207L206 159L210 158V157L208 158V155L213 156L212 155L213 152H211L213 149L212 150ZM220 149L221 148H219V150ZM247 149L248 148L246 147V149H243V150L247 151ZM48 150H50V151H48ZM51 150H52V152H51ZM192 150L194 152L195 149H191V151ZM205 150H203V151H205ZM234 150H236V149H234ZM252 150H254V149H252ZM145 151H147V152H145ZM177 151L178 152H176V153H179L180 150H177ZM208 151H210V152H208ZM260 151H262V150L260 149ZM163 152H165V151H163ZM196 152H197V150H196ZM216 152H217V150H215V153ZM223 152H227V151H223ZM201 153H203V152H201ZM243 153H245V152H243ZM172 154H173V152H172ZM217 154H219V153H217ZM221 154L224 155L223 153H221ZM233 154H235V152H233ZM252 154H253V152H252ZM163 155H165V154H163ZM195 155H198V154H195ZM214 155H216V154H214ZM235 155L237 156V154H235ZM248 155H250V154H248ZM261 155H263V154H261ZM198 156L201 157L202 155H198ZM224 156L227 157L228 155L225 154ZM229 156H230V154H229ZM70 157L71 158L73 157L75 159H70ZM199 157H198V159H196V162H197V164H199V166H201L200 164H205L206 162L203 161L204 160L203 159L202 160L203 163H202L201 159H199ZM252 157H253V155H252ZM257 157H259V156H257ZM260 157H264V156H260ZM213 158L217 159V156H213ZM247 158H249V157H247ZM67 159H70V160H67ZM234 159H235V157H234ZM234 159L231 158L230 162L232 163V160H234ZM246 159H244V160H246ZM197 160H200V161H197ZM210 160H212V158H210ZM217 160H218V162H222L221 160H226V158L225 159L223 158L221 160L217 159ZM241 160H243V159H241ZM241 160H239V161H241ZM253 160L254 159H252V161ZM257 161L261 162L262 160H259V158H258ZM223 162H225V161H223ZM223 162H222V166L224 165ZM226 162H228V161H226ZM206 164H208V162ZM206 164L203 165V167H205ZM218 164H220V163H218ZM262 164L263 163H261L259 167H261ZM213 165H216V164H212V170L218 171L219 169L215 168L217 166L214 167ZM235 165H237V164H235ZM194 167H195V165H194ZM203 167L197 168L196 169L197 172H199L198 169H202ZM236 167L237 166H235V168ZM240 167H242L241 163H240ZM247 167H248V169H251V168H249V166H247ZM213 168H215L216 170ZM223 168H225V167H223ZM261 168H263V167H261ZM231 169H233V168H231ZM242 169H244V168H242ZM257 169H259V168H257ZM203 170H206V169H203ZM220 170H221V172L224 171L222 169H220ZM233 170H235V169H233ZM233 170L230 172H233ZM244 170H246V169H244ZM187 171L188 170H186L185 173H188ZM217 171H216V173H217ZM241 171L242 170H239V172H241ZM259 171L263 172L260 169H259ZM194 172H196V171H194ZM226 172H228V171H226ZM234 172H236V170ZM234 172H233V175H234ZM199 173H200V175H203L202 172H199ZM219 173L220 172H218L217 174H219ZM247 173H243V174H247ZM255 174H258V173H254L253 175H255ZM261 174H263V173H261ZM253 175H251V176H253ZM184 176H186V175H184ZM209 177H211V175ZM213 177H215V175ZM181 178H185V177H181ZM191 178H190V180H191ZM232 178H233V176H232ZM217 179H219V178H217ZM225 179H227V178H225ZM230 180L231 179H229V181ZM233 180H234V178H233ZM238 180H237V182H238ZM261 180H264V177L262 178V176H261ZM211 181H213V180H211ZM223 181H224L223 183L225 184L226 183L225 180H223ZM237 182L236 183L234 182V183L237 185ZM262 183H264V182H262ZM216 185H219V184L217 183ZM216 185L214 186V189L217 188ZM206 186H208V183ZM222 186H223V184H222ZM209 187L212 188L211 186H209ZM225 187L230 188L231 185H230V187L229 186H225ZM225 187H224V189H226L225 191L223 190V188L219 189L220 187L218 189H219V191L221 190V192L224 191L225 193H227V192L231 193V191H227V188H225ZM198 191H200V192H198ZM261 191H262V189H261ZM215 192H218V191H215ZM234 192H232L231 194H234ZM262 192L259 195H262L263 194ZM206 193L208 194V192H206ZM212 193L215 196L214 192H210L209 193L210 196ZM218 194H220V192ZM221 194H220V196L219 195H217V196L221 197L222 196ZM207 196H209V195H207ZM200 197L203 198V196H201V195H200ZM232 197H234V195ZM210 198H212V197H210ZM214 199H216V196ZM219 199H221V198H218L217 199L218 201L212 200V202H214V201L219 202L220 201ZM234 199L232 198V200H233L232 203L235 201ZM260 199H261V197H260ZM205 200H207V198H205ZM261 200H264V198L262 197ZM221 202H222V204H224V201H220L219 203H221ZM219 203H217V204H219ZM261 203H263V202H261ZM263 206H261V207H263ZM221 207L223 208V206H221ZM214 208H215V210H217L216 207H214ZM217 208H219V207H217ZM225 208H227V207H225ZM226 211H228V210H226ZM235 211H238V214ZM230 212L231 211L229 210L228 213H230ZM262 212H264V211H262ZM220 218H221V220H219ZM256 218H257V219H255L256 221L254 223H251V224L257 223L258 219H260V216L259 217L256 216ZM230 219L231 220L234 219V221H233L234 223H228V221H230ZM260 221L264 222V221H262V219ZM260 221H259V223H260ZM254 226L259 227V226H264V225H253L251 228L253 229ZM257 229H258V232L260 234L261 233L260 230H262V229H260V228H257ZM237 233H238V231H237ZM239 233H241V232H239ZM244 233H246V232H244ZM244 233H241V235H238L239 238H241L242 236L245 237L246 234L243 235ZM249 233H252V232H249ZM248 236H250V235L248 234ZM239 238H235L236 240H232L231 242L229 241L226 244L229 243L228 245L232 246V244H233L232 242H235V241L237 242V239H239ZM255 240H257V239H255ZM261 240H264V238ZM212 241H215V243H212ZM242 241H244V239ZM242 241H238V246L234 245V244H237L235 242L233 244L235 246V248L242 247L243 244L240 243ZM246 241L250 242V245L254 244V243L251 244V241H248V240H246ZM254 242H258V241H254ZM153 243H155V244H153ZM224 243L225 242L222 241V242H220V245L223 244L222 247L226 246V245H224ZM239 244L241 245L240 247H239ZM218 245H219V243H218ZM263 245L264 244L262 243L261 246H259V247L262 248ZM246 246L247 245H245V247ZM252 246H254V245H252ZM255 246H258V245H255ZM153 247H155V249H153ZM226 247H224V248H226ZM245 247L243 246L241 248L242 250L241 249H235L234 247L233 248L235 249L234 251L238 250V251L242 252ZM160 248H158V249H160ZM215 248H217V247L215 246ZM215 248L213 250H215ZM224 248H222V249H224ZM249 248L250 249H248V250L250 252V250H252V248L251 247H249ZM158 249L155 250V253ZM225 250L229 251L227 248ZM225 250H220V253L222 251H225ZM246 250H247V248H246ZM260 250H262V249H260ZM160 251H158L157 254ZM193 251H194V253H193ZM199 251H201V253L198 256H195V253L199 252ZM211 253H213L212 250H211ZM218 253L219 252H217V254ZM226 253H228V252H226ZM237 253L240 254L239 252H237ZM253 253H252V255L257 256V254H255V253L253 254ZM223 254H225V253H223ZM243 254H246V252L244 251ZM212 255L215 256V254H212ZM212 255H210V256H212ZM230 255H231V253L227 254L228 257H230ZM161 256H164V255L161 254ZM165 256H167V255L165 254ZM216 256H217L216 258H218L221 255L219 254V256L218 255H216ZM249 256H251V255L247 256V254H246L245 258L249 257ZM148 257H151V258L148 259ZM228 257H226V258H228ZM253 257L251 259L250 258L249 259L252 260ZM259 257H260V255H259ZM211 258H213V257H211ZM220 258H222V257H220ZM214 259L215 258L212 259V262ZM243 259H244V257H242V260ZM162 260H165V259L162 258ZM203 260H205V259H203ZM207 260L210 261V258H208ZM234 260H235L234 262H237L236 259H234ZM255 260H257V257ZM215 261L217 262L219 260L217 259ZM245 261H243L244 263L241 261H239V262L245 264L246 263ZM191 262L192 261H190L188 263H191ZM206 262L208 264H210V262H208V261H206ZM226 262H228V261H226ZM230 262H231V260H230ZM247 262H248V264H250L249 260H247ZM160 263L162 264V263H164V261L160 262ZM165 263H166V261H165ZM201 263H203V262H201ZM222 263L225 264L224 262H222ZM251 263H256V261L255 262L253 261ZM258 263L260 264V262H258ZM144 264H145V261H144ZM217 264H221V263L218 262ZM231 264H235V263H231Z\"/></svg>",
    "mask_w": 264,
    "mask_h": 264
},
{
    "label": "rangeland",
    "instance_id": "374dc122",
    "mask_svg": "<svg viewBox=\"0 0 264 264\" xmlns=\"http://www.w3.org/2000/svg\"><path fill=\"white\" fill-rule=\"evenodd\" d=\"M151 1V0H150ZM149 0L147 1V3H148V6H149V4L151 5V7H147L148 9H151L150 11H146V14H148V17L146 16V24H145V28L146 29H148V31H150V30H154L156 27V29H155V31H150V32H146L147 34H145V41H146V39H149L150 40V37L152 36V35H154V37H156V38H154V37H151V38H153L154 40H151L150 42L148 41V42H145L146 44H144V48H146L145 50H147V52L149 51L148 49H150V48H152V46H155V47H153L151 50H150V53H149V55H148V53H146V51L144 50V51H142L143 52V54H140V56H137L135 59L133 58V57H131L130 59H133V60H131L130 62H132L133 63V65L129 62V58H126V59H124V60H121V61H119L118 63H117V66L119 65L120 67H122V70L121 69H118V68H115V69H112L111 71H109V72H104V73H106V74H108V76H106L105 74H103V73H100L99 72V76H97V77H99L100 79H99V81L100 80H103V79H106V81H109V82H111V83H113V82H115V83H117V81L118 80H120V81H118V82H125V83H121V85H123V87L124 86H126V84L127 85H131V83H132V85L133 84H141V82L142 81H145V82H142V87H143V92H142V88H140V86L139 87H137L136 85H134V87L132 86H127L126 87V89L125 90H121V92H120V89L122 88V86L121 85H116L115 83H113L112 85H116L115 87H117V86H119L120 88H115V89H113V90H115L116 92H114L111 88H113V87H111L112 85H109L108 83L109 82H107V84L108 85H105L106 83H102L101 85V87L103 88V89H106V87H109L110 89L108 90V88L106 89L107 91H112L111 92V94H113V95H115V94H119L120 96H121V94H122V92L123 91H125V92H127V94H125V93H123L124 95H126V97H123V98H126V101L127 100H134V101H136V105H134L135 103H131V102H134V101H127L126 102V106H129L130 104H128V103H131L132 104V106H134L133 108H132V106H130L132 109H135V110H133V111H128L127 109H130V107H124V108H126V109H123V110H121V109H118V111L119 112H117V110L114 112L115 113V115L117 116V117H115L114 115H112V116H110V119H111V121L113 122L114 121V119L115 118H117L113 123H116V121H120V123L122 124H120V126H124V128H127L128 126H133V124H130V123H132V122H134V124H136V122H138V123H145V124H149V129H147V126L148 125H145V124H140V125H138L137 124V126H140V129H139V131H140V134H137V136H135V135H133V134H135L136 133V131H137V129H138V127L137 128H132V129H136L135 131H134V133L132 134V136L131 137H129V135H128V137L126 136L125 137V139H123V140H121V138L123 137H121V135H122V133H120V132H118L119 131V127L117 126L118 124H114V125H116V126H114L113 125V127H115V129H116V131H117V134L118 133H120V134H115L114 135V133H116L115 131H112V132H110V133H112V134H109L110 136H108V137H110V138H107V140L108 139H111V140H108V141H106V140H103V138H104V135H102V133L104 134L106 131H108V130H110V126L108 125L110 122H107L106 120H98V126L99 127H101L99 130H103V131H105V132H103L102 131V133H100V132H95V131H99V130H95L93 133H100L99 134V136H101V137H99V136H94L93 137V135L91 136V135H89V136H91V137H88V141H90V139L92 140V141H90L91 143H88V146L90 147V148H96V146L94 145V143H92V142H95L94 140L96 139V143L97 144H99V145H101V143H103V144H105V142H111V143H109V145H106L107 146V148H106V150L108 149V153L111 151V148H108V147H110V144L112 145V148H114V147H122L123 146V148H121V149H125V148H129V149H126V150H123V151H118L119 149H117V150H115L114 151V153L113 154H115V153H117V152H119V154H121V155H123V153L125 154V152L126 153H130L129 151H132V150H134V149H132V150H130V147L131 148H137L136 146H134V145H132V144H136V143H133L134 141L133 140H130V142L131 143H129V141H127V140H129L128 138H131V139H133V137H135V138H140V139H143V135H141V127H143V129H147V130H149V131H152L153 129H152V127H150V126H154V129L155 130H153V131H156L155 133L154 132H150L151 134L153 133V135H156V133H157V137H154V136H152V135H149V134H146V132L147 131H143L142 132V134H144L145 136H151V138H149L148 137V141H147V139H143V141L145 140V141H147V142H151L155 147H156V149L158 148L159 150H161V149H163L161 146H165V145H170V146H166L164 149H163V151H165V152H163V151H159V156L160 155H162V157L160 158V161H161V159H164L163 161H165V158L166 159H169V157L171 156V155H176L177 157H179V156H184L185 154H189V155H191V157H196V158H194V160L192 159L191 160V163L188 165L189 167H186V168H183V169H181V173H184V175H186V176H184V175H180L179 177H178V182H181V186H183V184L184 185H186V183H188L189 184V182H193V177L191 178L190 176H194V175H197V176H195L194 178H196V177H198L197 179H201V177L200 176H204V175H206L207 173L209 174V175H207V178H210V180H208V181H206V177H203L202 178V180H199L198 182L200 183V186L202 185V182H207L208 183V186H206L207 185V183H205V187L204 186H202V191H201V193H200V195L201 196H203V198L202 197H200V195H199V200H202L203 201V204H204V206L206 207V204H208L209 202H211L210 204L211 205H207L208 207H204L205 209H207V214L209 213V212H212V211H222V212H227V213H225L226 214V216H231V214H233V211L231 210V207H230V209L228 208V206H234V210H237V208H239V207H237L239 204L236 202V200H239V203H240V200H241V198L240 199H238L239 198V196H240V194L237 196V194L234 192V191H236L235 189H237L238 191H237V193H241L240 191H239V189H241L242 190V188L241 187H243L245 184L242 182V181H239V180H247V179H250V181L252 182V184H253V182H254V180H255V178H253V179H251L252 177H256L257 179H259V180H256L257 182H258V186H260L259 184H261V185H263L264 183H262V182H264V180H261V176H262V178L264 177V157H260V156H264V144H262V143H264V107H263V105H264V100H260L261 98L263 99L264 98V88H261V87H263L264 86V83H263V80H264V71H262V69H260L259 67H257V65L259 66L260 64H264V60H262V58H264L263 56H264V47L262 46L263 44H264V40H262L261 39V37H263V39H264V36H262L264 33H262V32H264V30H262L263 29V27H264V24H262V23H264V18H261V15H262V13H264V12H262V11H260V9H259V13L258 14H256L257 12V8H258V6H262L261 8H264V6H263V4H260V2L261 1H264V0H261V1H259V3L257 2V1H254L253 2V0H252V4H253V10H255V11H251V12H254V13H251V12H248V14L250 13L251 14V17H249V18H251V19H249L248 18V21H246V17H248V16H246L245 17V15H244V18H246L245 20H244V18H242L243 20H241V15L240 16H238V15H236L235 14V12H238L237 14H241L240 12H243V10L241 11V9L240 8H243V7H248V8H251L250 6H251V2H247V1H245V0H236V1H233V2H231L230 0H220L221 2H220V4L218 3L219 2V0H206V2H207V4H206V2H204L205 0H197V1H194V2H197L198 4L200 3V5H198V6H200V7H198V8H204L203 9V12L202 13H205V11H209V10H213V9H209V7L211 6V8L213 7V8H215L214 10H213V13L212 12H210V13H207L206 12V14H203L202 15V13H198V12H196L198 15H200L199 16V18H202V19H200V20H203V21H200L199 20V22H197V18L198 17H196V18H194L195 20V22L193 23V18H192V16H191V24L192 25H187L188 26V28H184V25L183 24H185V22L187 21V22H189L188 20H187V18H188V15L185 17L184 15H185V12L186 13H188V10H189V6H188V1L190 2L191 0H177V3L175 2L176 0H170V2H168L169 0H164V3L162 2V0L161 1H159V0H152L151 2H150ZM155 1L157 2H160L161 4H165V6L164 5H161V4H159V3H156V4H153V3H155ZM167 1V2H166ZM187 3V6L185 5V6H183L184 5V3ZM208 1H210L211 2V4L212 5H209L210 4V2H208ZM242 1H244L245 2V4H247V3H249L250 5H245ZM172 2H174V3H172ZM214 2H216L215 4H214ZM224 2H226L225 3V8L224 7H222L223 5L222 4H224ZM247 2V3H246ZM174 4V5H176V6H174L173 5V7H175V8H173L172 7V5L171 4ZM180 3H182V4H180ZM201 3H203V5L201 4ZM241 3H243V4H241ZM254 3H257V8L256 9H254L255 8V4ZM264 3V2H263ZM158 4V6H161L162 8H164V7H166V8H164L163 10H162V8L161 7H156L155 5H157ZM178 4V5H177ZM197 5L196 3L195 4H193L192 3V1L189 3V5H190V7L192 6V5ZM205 4H206V7L208 8V9H205L206 7H205ZM214 4V5H213ZM259 4V5H258ZM168 5V6H167ZM179 5H181V6H183L182 8H180V9H185V7L187 8V10H181V11H183V12H181L180 11V9L179 10H177V8L179 7ZM207 5H209V7L207 6ZM217 5H219V6H216ZM220 5H222V6H220ZM226 5H228V6H226ZM230 5H232V6H230ZM234 5L236 6H241V7H236V8H238L237 10H235L236 8H234ZM170 6V8L168 9V7ZM178 6V7H177ZM154 7H156V8H154ZM172 7V8H171ZM220 7V8H219ZM229 7V8H228ZM192 9H190V10H192L193 11V9L194 8H197V6H193V7H191ZM197 8V9H198ZM218 8H219V10H218ZM223 8V9H222ZM232 8H234V9H232ZM147 9V10H148ZM156 9V11H154ZM165 9H167V10H165ZM173 9V10H172ZM226 9H230V10H227V11H225ZM246 11H250L251 9H247V8H244ZM165 10V11H164ZM174 10H177L176 12L174 11ZM189 10V12H191ZM195 10V9H194ZM199 10V9H198ZM198 10H196V11H198ZM201 10V9H200ZM215 10H216V12H215ZM221 10H223V11H221ZM233 10H235V11H233ZM264 10V9H263ZM168 11V12H167ZM170 11V12H169ZM185 11V12H184ZM202 11V10H201ZM230 11H232V12H230ZM157 12H160L159 13V15H160V19H166V21L164 22V21H158V23H155V21H150L151 19H148V18H151L153 15H155L156 17H152V18H157L158 19V17L157 16H159V15H157L158 13ZM162 12H163V14H164V12H166V14H164L165 15V17H161V16H163V14H162ZM175 12V13H174ZM219 14H221V16H219V17H222V18H219L218 17V13ZM256 12V13H255ZM150 13H153V15L151 14V16H150ZM167 13H171V15L169 16V14H167ZM174 13V16L177 14V16L176 17H178L179 18V20L180 21H182L184 18H183V16L186 18V20H185V22L184 21H182V22H184V23H182V22H180V21H178V22H180V25L179 26H176V25H178L179 23H176V21H177V19L178 18H173V17H171V16H173L172 14ZM178 13H180V14H178ZM216 13V14H215ZM227 13H229V14H227ZM230 13H233V14H230ZM246 13V12H245ZM190 14V13H189ZM192 14H195V13H192ZM197 14L196 15H193V16H197ZM213 14L214 15H216V16H213ZM223 14H225V16L223 17ZM249 14V15H250ZM257 15V16H259V17H256V18H259L262 22H258V23H261L260 25H263V27L262 26H259V24L256 26V21L254 20L255 19V17H252L253 15ZM259 14H261V15H259ZM178 15H182L181 17L180 16H178ZM209 15H211L212 17H213V19L211 18L210 19V17H208ZM231 15H232V17H231ZM203 16V17H202ZM233 16H235V17H238V19H235V17L233 18ZM264 16V15H263ZM166 17H171V18H169V20H171V21H173V20H175L174 21V23L172 22V23H170V21L168 20V18H166ZM216 17V19L217 20H215L214 18ZM218 17V18H217ZM228 18V19H226V18ZM230 17V18H229ZM243 17V16H242ZM182 18V19H181ZM206 20H205V19ZM224 18L226 19V21H223L224 20ZM235 19L236 20V22H238V23H240L239 25L240 26H237V25H233V24H231V23H235V20H233V19ZM157 19H154V20H157ZM160 19H158V20H160ZM207 19H209V20H207ZM218 19H222L221 21H222V23H221V21H218ZM230 19H232V20H230ZM168 20V21H167ZM240 20V21H239ZM249 20H251V21H249ZM253 20L255 21V24H254V22H253ZM258 20V19H257ZM149 21V22H148ZM206 21H210L209 23L208 22H206ZM211 21H213V22H211ZM229 21H231V22H229ZM161 22H164V23H161ZM186 22V24H188ZM197 22V23H196ZM202 22V23H201ZM206 22V25H204V23ZM216 23V24H212V23ZM223 22H225V23H223ZM227 22H229V23H227ZM242 22H244L245 23V25H244V23H242ZM150 23H152V26H148ZM153 23H155V24H153ZM167 23H170L169 25H172V24H175L172 28H171V26H169ZM218 23V24H217ZM220 23V24H219ZM158 24H160V26L161 25H165V26H162V31L164 32H161V30H160V26L158 27ZM195 24H198V26H196ZM200 24V25H199ZM224 26H223V25ZM237 24V23H236ZM243 24V25H242ZM246 24H248V25H246ZM147 25V26H146ZM154 25H156V27L155 28H152V27H154ZM193 25H195V27L193 28ZM201 25L204 27V28H202L201 27ZM208 25H211V26H209L208 27ZM214 25H216V26H219L220 27V25H222V28L220 27H215ZM232 25V26H231ZM166 26H169V27H167V29L168 30H166ZM181 26H182V28L184 29V30H186L187 31V33H189V34H187L184 30H182V33H180V32H178L177 33V31H179L180 29L179 28H181ZM205 26H207V27H205ZM233 26H236V27H233ZM253 26V27H252ZM186 27V26H185ZM189 27H191V29H189ZM199 27V28H198ZM201 27V28H200ZM212 28V32L213 33H215V35H219V37H221V40H219V37H217V36H215L214 34H211L212 32H210V29ZM225 27H227V32L226 31H224V33L222 32V30L225 28ZM248 28V29H250V31H251V29H254L253 30V32L254 31H256L257 33L258 32H260V36H253V37H255V38H257L256 40L257 41H260L259 43L261 44V45H258L257 47H259L260 48V46H261V48H260V51L258 50L257 52H260V53H257L256 54V52H254V54H249V53H247V52H249V51H253L254 50V48L257 50V47H254V48H252V46H255V44L257 43V41H255V40H253L252 41V43L253 42H255V44L253 45L252 44V46H250L249 44H247V43H249L250 42V38H248V36H247V34H249V33H251V32H248L247 34H246V32L245 31H247L248 29H245L244 30V32H245V34L244 35H240V37L242 36H245L246 38H248L249 40H246L247 42H245L244 40L246 39L245 37H243V38H245V39H242V40H240L238 37H236L238 34L235 32V34H234V32L232 31V30H236L237 32H240L241 30H243L244 28ZM250 27H252V28H250ZM150 28V29H149ZM165 28V29H164ZM176 28V29H175ZM181 28V29H182ZM217 28H219L218 30H216ZM164 29V30H163ZM169 29H173V31H174V33L173 34H169V33H172V30H170L171 32H169ZM179 29V30H178ZM204 30V31H202V30ZM190 30H192V32H188V31H190ZM195 30V31H194ZM196 30L197 31H201L202 32V34L200 33V31L199 32H197V33H200V35L199 34H197L196 35V33H194V32H196ZM220 30V31H219ZM224 30H226V29H224ZM232 31V32H230V31ZM259 30V31H258ZM262 30V31H261ZM145 31H147V30H145ZM157 31V32H156ZM176 31V32H175ZM181 31V30H180ZM184 31V32H183ZM194 31V32H193ZM205 31H207V32H205ZM215 31V32H214ZM217 31V32H216ZM218 31H219V33L220 34H217L218 33ZM153 32H156V34L155 33H153ZM160 32V36L158 35V33ZM167 32V34H169L168 35V37H167V35H165V33ZM230 32V33H229ZM151 33H153V34H151ZM181 35H180V34ZM183 33L184 34H186V35H184L183 36ZM194 33V34H193ZM204 33H206L207 35H209L208 37L206 36V34H204ZM225 33L228 35L227 36V39H229V38H231L232 36L234 37L235 36V38H238V40H240L242 43H244L243 45H242V43H240V42H238V40H237V42L235 41V40H233V39H235V38H233V39H229V40H227V41H229V42H226V39H224L223 41L225 42V44H220V45H222L221 46V48L219 49V46L218 47H216V46H214L215 45V43H216V40H219V41H222V36H224V38H225ZM255 33V32H254ZM254 33H251L249 36L251 37ZM148 34H151V35H149V36H147ZM178 34V35H177ZM190 34H192L191 35V37H193L192 38V41L193 40H195L197 37V40L196 41H198V42H194V43H196V44H193V42H192V44H190L191 43V41L188 39V40H185L184 38H186L187 36H189ZM231 34V35H230ZM155 35H157V36H159L161 39H159L157 36H155ZM177 35V39H178V41H177V39H175V36ZM181 37H180V36ZM202 35V36H201ZM164 37V36H166V39H163L162 37ZM171 36V37H170ZM183 36V37H182ZM204 36V37H203ZM206 36V37H205ZM211 36H213V37H215V38H213V37H211ZM229 36H231V37H229ZM174 37V38H173ZM190 37V36H189ZM196 37V38H195ZM202 37V38H201ZM209 37H211V38H213V39H209V40H207L206 41V39H208ZM252 37V39H255V38H253ZM165 38V37H164ZM168 38H170V40L168 39ZM181 38H183V39H181ZM188 38V37H187ZM199 38L200 39H203V40H205L206 42V45H207V47L206 48H204V50L205 49H207V50H205L206 51V53H208V55H209V53H211L212 51V54L213 53H217V49L219 50V51H221L222 50V48H224V46H226L227 47V49H228V47H229V49L227 50L228 51V53H226L227 51H226V48H224L225 50H223V51H221V52H223V54H221L220 52H218L217 53V58L215 59V61H212V60H214V59H211V58H213V57H215V55L214 56H212V57H210L211 55H206V53H205V51L203 50V48L202 47H205L204 46V44H203V42H201L200 40H199ZM205 38V39H204ZM218 38V39H217ZM258 38H260L261 40H259ZM162 39L164 40L163 42H160L159 40H161L162 41ZM184 40L183 42L184 43H180V42H182L181 40ZM155 40H158L160 43H157L156 42V44H154L153 42L155 41ZM172 40H174V41H176L177 43H174V41H172ZM180 40V41H179ZM202 40V41H203ZM210 40H212V41H210ZM213 40H215V41H213ZM172 41V42H171ZM187 42V44H189V46L191 45V48L193 47V46H195L194 48H196V49H198V50H196V49H191L187 44H185L186 42ZM190 41V42H189ZM208 41H210V42H208ZM218 41V42H219ZM222 41V42H223ZM235 43V45L237 44V43H240L241 44V46L238 44L237 45V47L236 46H234L233 45V43ZM165 42H167V44H165ZM203 44V46H202V44ZM207 42H208V44H207ZM222 42H220V43H222ZM149 43V44H148ZM153 44V45H150V44ZM169 43V44H168ZM173 43V46L171 45ZM178 43L181 45V44H183V45H178ZM227 43V44H226ZM162 44H164V46L163 47H161V45ZM175 44H177L178 46H180V48L178 47L177 48V45H175ZM199 44V45H198ZM210 44H212V45H210ZM158 45H160V46H158ZM168 47H167V46ZM169 45H171L172 47L169 49ZM185 45H186V47H185ZM208 45H210V46H208ZM257 45V44H256ZM147 46L149 47V48H147ZM197 46V47H196ZM199 46V47H198ZM158 47H160V48H165V49H163V53L161 52L162 50L161 49H159ZM174 47H176V48H174ZM182 47V48H181ZM184 47V48H183ZM210 47H212V48H210ZM214 47V48H213ZM230 47H233V48H230ZM235 47H236V49L237 48H239V49H241V50H239V49H237V50H235V51H238L237 53H241V54H239V55H242V56H244L243 55V53L245 54V56H244V58L245 57H248V56H246L247 54L248 55H250V56H256V55H258V56H260V58L261 59H259L258 58V56L257 57H251V58H245V59H252V60H254V59H256L255 61H254V63L253 62H250V63H253L252 65L250 64V63H247L246 61V63L248 64H246L245 62L243 63V64H241V62H240V60H242V59H244V58H242V59H240V57H237V58H235V59H231L230 61H229V57L231 56V58H233V57H235L234 55L236 54L235 52H230V51H232V50H234L235 49ZM241 47V48H240ZM243 47H245V48H247V47H251V49L250 48H247L248 49V51H244V50H247V49H243L242 50V48ZM143 48V49H144ZM155 48H158V49H155ZM202 48V50H199V49H201ZM210 48V49H209ZM168 49V51L169 52H171V53H166L167 51H165V50H167ZM173 49H175V51H177V53H179V52H181L182 53V55H184V57L181 55V53H179V55L176 53V52H172L173 51ZM182 50V51H179V50ZM187 49H188V51H187ZM211 50V51H209V50ZM214 49H216V52L214 51ZM262 49V50H261ZM155 50H161V51H155ZM190 50H192V51H194V50H196L195 52H197L196 54H198V56L197 55H195V53H194V55L195 56H193V54H191L192 52H189ZM207 51H209V52H207ZM157 52V53H156ZM160 52H161V54H160ZM185 52H187V54H189V56L187 55V54H184ZM198 52H203L202 54L201 53H198ZM230 52V53H229ZM263 52V53H262ZM144 53H146V54H144ZM154 53H156V55H159V56H157V58H155L156 56H154L153 54ZM177 54V56H175V55H173V54ZM224 53H226V54H230L229 56H225L224 55ZM231 53H233L234 55H231ZM221 54V55H220ZM256 54V55H255ZM261 54V55H260ZM143 55V56H142ZM161 55H163L164 56V58H163V56H161ZM167 55H171V56H168V58H169V60L168 59H166L167 57ZM190 55H192V57H194V58H192ZM207 57H206V56ZM238 55V54H237ZM236 55V56H237ZM146 56V58L148 59H144V57ZM149 56H153V57H149ZM173 56H174V58H176V60H173ZM181 56V57H180ZM189 57V59H193V63H192V59L191 60H189V59H185L186 57ZM218 56H221V57H223V56H225L223 59H225L226 57H228L227 59H225V60H227V61H224L223 62V65H221V63L222 62H220V64H219V61L218 60H220V59H222V58H218ZM233 56V57H232ZM249 56V57H250ZM140 57H142V58H140ZM162 58V60L163 59H166V62H170V65H168V64H165V65H167V67H165L164 69H163V67L162 66H164L163 64L162 65H159V67H160V69H159V67L157 66V68L159 69V70H161V68H162V70L161 71H164V73L163 72H161V74H160V71L156 68V70L158 71L157 73H159L158 74V77H157V79H154V78H156L155 76H156V74H155V72H154V70L153 69H155V68H153L152 66H155L158 62H156L155 60H158L159 58ZM171 57V58H170ZM183 57V58H182ZM187 57V58H188ZM208 57L211 59V60H208V61H206L207 59H208ZM153 58H155V59H153ZM182 59V61L181 60H178V59ZM198 58V59H197ZM254 58V59H253ZM127 59H129L128 60V62L127 61H125V60H127ZM194 59H196L197 61H194ZM201 59V60H200ZM205 59V60H204ZM140 60H146V61H148L147 63H150V65L149 64H147L146 63V61H143V62H141ZM151 60H154L155 62H156V64H155V62H153V61H151ZM171 60V61H170ZM259 60V61H258ZM123 61H125V64L123 63ZM134 61H136V64H138V61H139V63H144V64H140L141 66L142 65H146V66H144V68H143V66L141 67V66H136V64H134ZM158 61H160V60H158ZM163 61H165V60H163ZM175 61V62H174ZM179 61V62H178ZM186 61H191V62H187L186 64H188V65H186L184 62H186ZM204 61H206L207 62V64L205 65V66H209V63L208 62H210V65H214V67L212 68V69H218V70H221L220 72H219V74H217V71H216V73H214L215 71H211V72H209V70H211V67L212 66H210L209 68L207 67H203L202 68V66H198V68L199 67H201V68H197L196 66L194 67V64H197V65H202V62L203 63H205ZM221 61H223V60H221ZM238 62L237 64H238V66H236L235 67V62ZM261 61H262V63H261ZM129 63L128 65H126L127 63ZM181 62H182V64H183V66H182V64H181ZM197 62V63H196ZM212 62H214V64H212ZM226 62H230L231 63V65H229V66H231V67H235V69H237L238 71H236L235 69H233V68H231V71H229L227 68H226V66H228V63H226ZM232 62H234V64L232 63ZM258 63V62H260V63H258V64H256V63ZM123 63V65L124 66H121V64ZM160 63H162V61H160ZM160 63H158V64H160ZM171 63H173V64H171ZM200 63V64H199ZM151 64H153V65H151ZM178 64H179V66H178ZM180 64H181V66H180ZM185 64V65H184ZM254 64H256L255 66H253ZM171 65H173V66H175V69H173L174 67L172 66L171 67V69H169L170 67L169 66H171ZM193 65V66H192ZM216 65V66H215ZM245 65H247L248 67H243V66H245ZM250 65H251V67H250ZM116 66V67H117ZM130 66V67H129ZM132 66L134 67V66H136L135 68H132ZM203 66H204V64H203ZM220 66H222L223 68H220ZM228 66V67H229ZM119 67V68H120ZM126 67H128V68H126ZM139 68L138 69V71H137V69L136 68ZM148 67H150V68H153L152 70H153V72H152V70L150 69V68H148ZM215 67H217V68H215ZM252 67H255V70H254V68H252ZM123 68H125L126 69V71H125V69H123ZM131 68V69H130ZM153 73V74H151V75H154V76H152V77H150L151 78V80H150V82H152L153 80L152 79H154L155 81H153L152 83H154V84H157L158 86H159V88L161 87V86H163V84H164V86L166 85V87L167 88H162L161 87V89H163V92H162V90L161 89H159L157 86L156 87H154L153 85H150V86H147V85H149V80L148 79H150V78H148V77H146V75L148 76V74H150L151 72H148V69ZM186 68V70H189V71H187V73L188 72H191V73H186V70H184ZM189 68V69H188ZM198 69V70H195V72H192V71H194V69ZM239 68H242V69H244V71L243 72H249V73H251V77L252 78H249V77H247L248 78V80H245L244 78H246V77H241V80L243 79L244 80V82H246L247 83V85L244 83V85L245 86H242L241 84H243V82L241 81V80H239V78L240 77H236L237 75H236V73H239L240 74V69ZM245 68H247V69H245ZM248 68H250V69H248ZM256 68H258V69H256ZM262 68H264V66H262ZM133 69H135L136 70V73L134 72V78L133 77H127V75L129 74V73H127V72H133L134 70ZM179 69H181V70H179ZM183 69V70H182ZM203 69H207L208 71L207 72H204V74H206V73H208V74H210L211 73V75H207V78H205L206 76L204 75V74H202V73H200L199 71L200 70H202L201 72H203ZM225 69H226V71H225ZM233 69V70H232ZM123 71V72H120L121 73V75H119L120 73H118L117 75H114V77H113V75H111L114 71V73H116V71ZM128 70H131V71H128ZM140 70V71H139ZM170 70V72H168V74L169 75H171V76H168V74H167V71H169ZM178 70V71H177ZM222 70H224V71H222ZM249 70V71H248ZM264 70V69H263ZM174 71H177V73L178 74H176V73H174ZM180 71V72H179ZM184 72V74H186V76H188V77H186L185 75H182V77H180V74H183V72ZM236 73H235V72ZM143 72H145V73H143ZM146 72H148V73H146ZM171 72H173V73H171ZM198 73L199 72V74H202L203 75V77H199V76H202V75H197V76H195V74L194 73ZM221 72H224L223 74H220ZM242 72V74L243 75H245L244 73ZM258 72L260 73V74H258ZM262 72V73H261ZM228 73H230V74H228ZM234 73V74H233ZM126 74V75H125ZM143 74H146L145 75V77H142V76H140V75H143ZM165 74L167 75V76H165ZM172 74H174V76L172 75ZM191 74H193V75H191ZM214 74V75H213ZM215 74H217V75H215ZM225 74L227 75V76H225ZM101 75H103V76H106L107 78H109L110 77V79L112 78V80H109V79H107L106 77H103V76H101ZM119 75V76H118ZM159 75L160 76H163V78L162 77H159ZM219 75H221V76H219ZM222 75H224V76H222ZM228 75H230V76H228ZM231 75H233V76H231ZM235 75V76H234ZM247 75H249V74H247ZM257 75V76H256ZM262 75V76H261ZM118 76V77H117ZM120 76H122V77H120ZM126 76V77H125ZM128 76H130V75H128ZM210 76H212V78H213V80H206L205 81V83H207V81H212L211 82V84H205V85H209V87L210 86H212L213 88V90H211V89H207L208 88V86H205V85H203V86H205L204 88L205 89H203V91H201V89L200 88H203V86L202 87H200L199 88V90H196V89H198L197 87H199L198 85H200V82L201 81H204V79H211L210 78ZM225 77V80L226 81H223L224 80V78L223 79H221V78H219V77ZM239 76H242V75H239ZM258 76H261L262 77V81H259V80H261V78L260 77H258ZM136 77V78H135ZM137 77H141V78H139V80H141L140 82L137 80ZM154 77V78H153ZM184 77H186V78H184ZM189 77H192V78H189ZM195 77H197L198 79H200V78H202V79H200V81L198 80V79H196L195 80ZM209 77V78H208ZM214 77H218V78H216V79H214ZM227 77H228V79H227ZM234 77V78H233ZM101 78H103V79H101ZM114 78H118V80L116 81V79H114ZM128 78H130V79H135V80H127ZM144 78H146L145 80H144ZM165 78H169V79H166L165 80ZM172 78H175V80H176V82H175V80L174 79H172ZM178 78H181V79H184V80H180V82H179V80H177ZM188 78V79H187ZM254 78L256 79V80H254ZM98 79V78H97ZM161 79H163L162 81H160ZM189 79H190V82H188L189 81ZM219 79H221V81H223V83L220 81V84H218V85H216L217 84V82L219 83ZM236 79V80H235ZM250 79H252V80H250ZM113 80H115V81H113ZM125 80H127V81H125ZM173 80V83L175 84H173L171 81ZM193 80L195 81L194 83H193ZM234 80V82H232ZM128 81H130V82H128ZM191 81H192V83H191ZM214 81V82H213ZM252 81H254V82H257V83H255L254 85H256V84H259V83H261V84H259V88H258V86L256 85V86H254L253 85V83L252 84H250ZM127 82V83H126ZM138 82V83H137ZM160 82V83H159ZM166 82H168V83H166ZM188 83V86L186 85L187 83ZM199 84H198V83ZM216 82V83H215ZM224 82H229L230 84H231V86L232 85H235V86H232V87H230L228 84L226 85V83H224ZM240 82V83H239ZM248 82H250V83H248ZM147 83V84H146ZM178 83V84H177ZM182 83H184L183 85H182ZM197 84L196 86L197 87H195V85H193V86H191V84ZM202 84L204 83V82H201ZM236 83H237V85H241V88L240 87H238L237 88V85H236ZM146 84V85H145ZM167 84H169V85H167ZM222 84H224V85H226L228 88L226 89L225 88V86L223 87H218V86H221ZM249 84H250V86H254L251 90H250V86H249ZM263 84V85H262ZM171 85H174V86H171ZM182 85V86H181ZM214 85V86H213ZM151 86H153L154 88H151ZM163 86V87H164ZM170 86H171V88H170ZM179 86V87H178ZM186 86L188 87V88H190L192 91H190V89H188V88H186ZM190 86V87H189ZM148 87V88H147ZM218 87V88H217ZM243 87H249V88H247V89H249L248 91H246V90H244V89H246V88H244L243 89ZM101 88V89H102ZM132 88H135L134 90H136V91H134ZM157 88V89H156ZM176 88H178V89H175ZM184 88V89H183ZM215 88H217V90L218 91H215ZM240 88V89H239ZM119 89V90H118ZM149 89H150V91L152 92L151 94H149L150 92H149ZM166 89L168 90V92H172V93H170L171 95L173 94V99H170L171 97H169V95L170 94H167V91H166ZM194 89L197 91V93L198 92H201L202 94H203V92H204V95L206 94L207 96V98L209 99V100H207V98H206V100L204 99V98H202V94H196V97H193V98H195L194 100L195 101H197V102H200V103H197V102H190V101H192L191 100V98L192 97H189V96H191V95H188V94H192L193 96L195 95L194 94ZM224 89V90H223ZM255 89V90H254ZM258 89H260L261 91L259 92V91H257ZM119 92H118V91ZM133 90V92H136L138 95H141L142 97H144V96H146V98L147 97H149L148 99H146V100H148L149 101V99H150V97L152 98V97H154V98H152L151 99V102H156V103H154L153 102V104L151 105V104H149V102H146V100H144L145 98H142L144 101H142L141 100V97L140 96H138L137 94L135 95V93L134 94H132L133 92H130V91H132ZM158 90H161V91H158ZM186 90H188L190 93H188V91H186ZM205 90V91H204ZM208 90H210V91H208ZM237 90H240V91H238L237 92ZM129 91V92H128ZM175 91H177V92H175ZM208 91V92H207ZM213 91H215V92H213ZM220 91L222 92V91H225L224 93L226 94L227 93V91H228V94H226V95H224L223 93H220ZM263 91V92H262ZM141 92V93H140ZM155 92H157V93H155ZM174 92V93H173ZM191 92H193V93H191ZM231 92V93H230ZM245 92H248V93H245ZM250 92V93H249ZM256 92H258V93H256ZM164 93H165V95H164ZM177 93V94H176ZM182 93V94H181ZM184 93H187V94H184ZM208 93H213V94H211V95H209ZM240 93L242 94V95H240ZM253 95H252V94ZM122 94V95H123ZM130 94H132V95H130ZM142 94H144V95H142ZM156 94L158 95L157 97H158V99H156ZM178 94H180L181 96H179ZM219 94H222V95H224V96H220ZM236 94V95H235ZM247 94V95H246ZM255 94V95H254ZM257 94H260V95H257ZM119 95H116V96H118L119 97ZM128 95H130V96H128ZM135 95V96H134ZM148 95V96H147ZM166 95H168V97L166 96ZM201 96V97H198V96ZM214 95V96H213ZM215 95H218V98L217 99H219V100H217V102H216V100H212V98H216V96ZM232 95H235V96H237L238 95V97L239 98H237V97H235V98H230V97H233ZM244 95H246V97L244 96ZM137 96V97H136ZM163 96L165 97V98H167V99H165V98H163ZM175 96V97H174ZM183 96H185V97H183ZM186 96H188L187 98L188 99H185L186 98ZM213 96V97H212ZM226 96H229V97H226ZM240 96H242V98H240ZM247 96H249V97H247ZM122 97V96H121ZM161 97V98H160ZM179 97V98H178ZM198 97V100L196 99ZM221 97V98H220ZM254 97V98H253ZM128 98V99H127ZM132 98H134V99H132ZM136 98H139L140 99V102H138L139 100L138 99H136ZM183 98V99H182ZM225 98H226V100H225ZM228 98H229V100H228ZM258 98H260V99H258ZM155 99L158 101H155ZM159 99H161V100H159ZM203 99V102H201V101H199V100H202ZM221 99H222V101H221ZM231 99L232 100H234L233 101V103H232V105L234 106V105H236L237 107H242L243 109H245L244 111H246V114H245V112L243 111V109H237V107L236 108H234L235 110H231V109H233V107H232V105H231V103L230 102H232L231 101ZM237 99H240L239 101L237 100ZM242 99V100H241ZM249 99H252V101H254L253 103H252V101H250ZM165 100H169V102H166ZM170 100H172V101H170ZM177 100H178V102H177ZM186 100H188L189 102H187V104H185V102H186ZM237 100V101H236ZM247 100V101H246ZM180 101V102H179ZM204 101H206V102H204ZM218 101L221 103V105L222 106H220V104L218 103ZM251 102L250 104H248L247 102ZM259 103H258V102ZM143 102H145V104H143ZM160 102H162V103H160ZM181 102H182V107H179V105L181 106ZM207 102H208V104L210 105L211 104V106H209V105H206L207 104ZM209 102H211V103H209ZM212 102H216L215 103V105H218V108L217 107H215V105H214V103H212ZM223 102V103H222ZM239 102V103H238ZM241 102H243L241 105H239ZM245 102H246V104L247 105H245ZM255 102H257L256 104H255ZM138 103H140V104H138ZM146 103H148L149 105H147ZM165 103V104H164ZM173 103H177L176 105L175 104H173ZM189 103H190V105H189ZM191 103H193L194 105H195V107H192V106H194L193 104H191ZM224 103L225 104H228V105H224ZM263 103V104H262ZM158 104H161L160 105V107H158L159 105ZM164 104V105H163ZM168 104V105H167ZM214 106H213V105ZM258 104V106H257V108H260V109H258V110H255L256 108H255V106ZM141 105H146L145 107H141ZM168 107H167V106ZM196 105H198L199 106V108H197L198 106H196ZM229 105H231V106H229ZM253 106V107H251V106ZM157 106V107H156ZM162 106H166L167 108H165V107H162ZM175 106H178L179 108H182V109H186L185 111L189 114V112L190 111H192V113L191 114H189V116H187L188 114L186 113H184L183 114V112H182V114L183 115H178V113L180 112V110L178 111V109L175 107ZM185 106H188V107H190V108H186ZM205 106H209V107H205ZM223 106H225V108H226V106H228L227 108H226V110H224L225 108H223ZM58 107H60V106H58ZM57 107V108H58ZM155 108V111H154V109H152V108ZM185 107V108H184ZM230 107H232V108H230ZM247 107H249L248 108V112H247ZM263 107V108H262ZM56 108V109H57ZM143 108H144V110H143ZM146 108L148 109V110H150V111H148V110H146ZM172 108H176L177 110L176 111H173V110H171ZM196 108V109H195ZM217 108V109H216ZM219 108H222V110L220 109L219 110ZM250 108H252V109H250ZM59 109V108H58ZM60 109H61V107H60ZM132 109H130V110H132ZM167 109V110H166ZM188 109V110H187ZM190 109V110H189ZM193 109V110H192ZM207 109V110H206ZM212 110V112H213V114H211L212 112H210V111H208V110ZM86 110H90V112H91V106H87L86 107ZM139 110H142L141 112L142 113H144L145 115H146V117L148 118V119H146L147 121L149 120H153L154 121V119H158V118H163V120H167V123H169V124H165V122H163V126L164 125H166L165 127H167V125H170V126H168L171 130H167L168 128H166L165 130H167V131H164V133H166V132H170V133H172V130L173 131H176V133H177V137L179 138V139H181V140H179V139H177V137H175V132H173L172 133V135L171 134H169V135H171V136H168L167 134H166V136L164 135V133H161V134H158V132L160 131L161 132V130H159V129H161L160 127H161V123H162V119H158V122H157V120H155L154 122L153 121H142V122H140L141 120H144V114H142L143 115V117H142V115L140 114V113H137ZM159 111L158 113L156 112V111ZM168 110H170V111H168ZM194 110H197L196 112L194 111ZM261 110V111H260ZM263 110V111H262ZM122 111L124 112V111H127V112H124V113H122ZM181 111H184V110H181ZM184 111V112H185ZM189 111V112H188ZM202 111L204 112L203 114H205V118L206 119H208L209 120V118L210 117H213L214 119H211V123L210 122H208V120L207 121H205L206 119H203L204 118V115H202L201 113H202ZM206 111H208V112H210L209 114L208 113H206ZM216 111H218V112H216ZM236 111V112H235ZM238 111H240L241 113H238V115H237V112ZM60 112V111H59ZM90 112H87V113H90ZM128 112H129V114H132V115H129L128 114ZM148 112H150L151 114H149ZM167 112H168V115H167ZM171 112L172 113H174L175 112V115H174V118H173V116H172V114H171ZM201 112V113H200ZM217 114H216V113ZM227 112V113H226ZM233 112V115H231V113ZM252 112H254V113H252ZM117 113H119V114H117ZM126 113V115H124V117L125 118H123V116L121 115V114H125ZM133 113H136V114H133ZM146 113H148V114H146ZM155 113V114H154ZM160 113H162V114H160ZM219 113H220V115H219ZM228 113H230V114H228ZM255 113H257L256 115H254ZM56 114L57 115H60L61 117H62V111L60 112V113H58L57 112V110H56ZM140 115V117H142V118H140V119H138V115ZM152 114L154 115V116H152ZM157 114V115H156ZM169 114H171V115H169ZM180 114V113H179ZM200 114V116H199V120L198 121H200V122H198V121H196L195 119H198V115ZM211 114V116H209ZM224 114V115H223ZM227 114V115H226ZM236 114V115H235ZM247 114H249V115H251V116H247ZM56 115V118H57V120L55 119L54 121H57V123L60 125V123H61V125L59 126L57 123H52V124H50V128H52L53 126H54V128H52L54 131V133H51V135H53L52 137L51 136H49L48 137V139H50L51 138V140H48L47 139V141H46V144L47 145H50V146H52L51 144H54L55 143V146H56V143H58V141L59 140H61L62 138H61V136H59L60 138L58 139V138H56V137H58L57 135H59V133L60 132H62L61 134H64V132H65V130H67V131H69V133L71 132V130H75L76 131V135H74V136H79L81 139H83L81 142H80V140H77L78 142H80V145L82 144L83 146H86V149H87V144H86V134H89V133H87V131L88 130H86V129H84L85 131H83V133H86L85 135H83L81 132H82V130H83V128H82V126H84V127H86V124H79L77 127L76 126H74L73 124H70L71 123V121H69V120H66L67 122H70L69 124L68 123H65V119L66 118H68V117H64L63 119L61 118V117H59V116H57ZM127 115H129V119L128 120H126L127 118H128V116ZM136 115V116H135ZM161 115V117H159ZM164 115H166V116H164ZM229 115V116H228ZM252 115L253 116H255V117H252ZM261 115H263V116H261ZM133 116V117H132ZM170 116L172 117V120H171V118H170ZM175 116H177V118L178 117H180V119L182 118V117H186V118H182V119H184V120H179V119H176V117ZM240 116V117H239ZM113 117H115L113 120H112V118ZM121 117V118H120ZM154 117H156V118H154ZM192 117H193V120H192ZM197 117V118H196ZM219 117H221V118H219ZM223 117V118H222ZM227 117H229V118H227ZM230 117H232L231 119H233V120H231L230 119ZM244 117H246L245 119H243ZM250 117H252V119H250ZM262 117V118H261ZM132 118H135V119H132ZM168 118H170V120L168 119ZM188 118V119H187ZM191 118V120L190 121H186V120H189ZM195 118V119H194ZM202 118V119H201ZM235 118H237V119H235ZM247 118H249V119H247ZM59 119V120H58ZM60 119H62V121H60ZM70 119V118H69ZM103 119H107V118H103ZM124 119L126 120V121H128V122H125L124 121ZM130 119H132V122H131V120ZM218 119H220V120H218ZM225 119V120H224ZM257 119V120H256ZM134 120H140V121H134ZM202 120H204V122H202ZM214 120V121H213ZM221 120H223V121H221ZM228 120H231V121H228ZM235 120V121H234ZM59 121V122H58ZM100 121H101V123H100ZM124 121V122H123ZM171 121V122H170ZM179 121V122H178ZM181 121V122H180ZM184 121V122H183ZM217 121V122H216ZM246 121H248V122H246ZM252 121V122H251ZM258 121H260V122H263L262 124L260 123V124H258L259 122ZM154 124H153V123ZM190 122V123H189ZM202 122V123H201ZM206 122H208V123H206ZM214 122H216V123H218V124H220L221 122V124H220V126L221 127H215V126H219L218 124H213ZM220 122V123H219ZM227 122L228 123H230V125L232 124L233 126H231L232 128V130H230V129H227V128H230L229 127V125L226 127V125H227ZM232 122H235V123H232ZM241 122V123H240ZM65 123V124H64ZM151 123H152V125H151ZM160 125H159V124ZM181 123V124H180ZM185 123H187L188 125H186ZM192 123H194V124H192ZM195 123H197V125H195ZM204 123V126H202L201 124H203ZM237 123H238V125H239V127H238V125H237ZM248 123V124H247ZM251 123H255L254 125H251ZM62 124H64V125H67V126H64V125H62ZM108 125V126H106V125ZM130 124V125H129ZM176 124V125H175ZM183 124V126L182 127H186L185 129L188 131V134H187V131H184L186 134H184L183 135V132H181L182 130L181 129H183L184 130V128H182L181 127V125ZM191 124L194 126V128H193V126L191 127V128H193V130H191V128L189 129V127L188 126H191ZM210 125L211 127L210 128H212V129H210V128H208L206 125ZM212 124V125H211ZM68 125L71 127H68ZM80 125H82V126H80ZM103 125L104 126H106V129H105V127H103ZM145 125V126H144ZM201 125V126H200ZM213 125H215V126H213ZM223 125H225L224 127H223ZM249 125V126H248ZM260 125V126H259ZM73 126H74V128H73ZM126 126V127H125ZM160 126V127H159ZM175 126H177L176 127V129H174L175 128ZM196 126V127H195ZM242 126V127H241ZM252 126H256L255 127V129H253V127ZM62 127V128H61ZM63 127H65V128H68V129H65V128H63ZM79 127V128H78ZM99 127H97V128H99ZM205 127H207L208 128V130L206 131V129H204ZM237 127V128H236ZM250 127H252V128H250ZM262 127V128H261ZM75 128H78V129H75ZM96 128V129H97ZM107 128H108V130H107ZM130 128V127H129ZM150 128H151V130H150ZM163 128V127H162ZM178 128H179V130H178ZM216 128H219V129H216ZM258 128V129H257ZM59 129V133L57 132V130ZM65 129V130H64ZM81 129V130H80ZM115 129H113V130H115ZM164 129V128H163ZM196 129H200V130H204L203 132L201 131L200 132V130H196ZM209 129H210V131H209ZM213 129H215V130H220V132L219 131H216V132H212V131H215V130H213ZM222 129V130H221ZM226 130L227 132H229V133H227L226 131H224V130ZM237 129H241V130H238L237 131ZM245 129H247V130H245ZM263 129V130H262ZM178 130V131H177ZM191 130V131H190ZM194 130H196V132H194ZM242 130H245V132H243ZM254 130H258V133L256 132V131H254ZM259 130H261L262 132H260ZM73 131H72V133H73ZM221 131H223V132H221ZM230 131H232V132H230ZM240 131H242V132H240ZM246 131H248V132H246ZM255 132L257 135H255V134H252L253 132ZM52 132V131H51ZM89 132V131H88ZM159 132V133H160ZM213 133V134H211V135H215V137H217V133H222V134H224V133H226V134H224V137H229L228 139L229 140H226V138H225V140L222 138V134H221V136H220V138H218V139H221V140H223L224 141V143H223V141L222 142H220V140H219V143L220 144H218V141H217V139L215 140V139H213V138H215V137H213V136H211L210 137V134L209 133ZM72 133H70V134H72ZM199 133H202V136H204V137H198L197 136V138H196V135H199L200 136V134ZM204 133H207L206 135H208L212 140H210L211 142H213V141H216L215 143L213 142V144H217V145H211L212 143L209 141V140H207V139H210L208 136H207V139H206V137H205V135H204ZM233 133H237V134H234L233 135ZM248 133V134H247ZM56 134V135H55ZM60 134V135H61ZM69 134V135H70ZM94 134V135H95ZM106 134V133H105ZM180 134H182V136L180 135ZM195 135V137H193V135ZM252 134V135H251ZM66 135V134H65ZM180 135V136H179ZM227 135H231V136H233V137H231V136H227ZM236 135V136H235ZM239 135H242V136H239ZM246 135V136H245ZM54 136H56V137H54ZM74 136H71V137H68L67 136V139H66V137L65 136H63V137H65V139L66 140H69V139H71V138H73V140H74V142H72V140H71V142L72 143H75V139H78V138H74ZM113 136H116V137H113ZM117 136H118V138H119V140H116V139H114V138H117ZM120 136V137H119ZM139 136V137H138ZM141 136V137H140ZM162 136V137H161ZM168 136V137H167ZM186 136V137H185ZM237 136H239V138H237ZM244 136V138H242ZM255 136V137H254ZM53 137H54V139H53ZM152 137H153V140H152ZM158 137H160V138H158ZM164 137H165V139H166V141L168 142V141H171V142H169V144H162V143H165L164 141H165V139H164ZM172 137V138H171ZM181 137V138H180ZM183 137H185V140H183ZM213 137V138H212ZM250 137H253V139L252 138H250ZM258 137V139H256ZM55 138L56 139H58L56 142H51L50 144H48L49 143V141H55ZM98 138V139H97ZM102 138V139H101ZM124 138V137H123ZM154 138H156L155 140H154ZM168 138V139H167ZM170 138L172 139V140H170ZM186 138L188 139V140H190V139H192L191 141L192 142H190V141H187L186 140ZM201 138H203L204 140L206 139V141H208L207 143H205V145H203L205 148L204 149H202V148H197L199 145L200 146H202L201 144H204L202 141H203V139H201ZM232 138H234V139H232ZM259 138H260V140H259ZM105 139V138H104ZM116 140V141H120L118 144H117V146H115V142L116 141H112V140ZM140 139H138V142H142V140H140ZM160 139H163L164 141H159ZM199 139H201V142L199 141ZM230 139H231V141H230ZM249 139V140H248ZM66 140H64L63 141V139L61 140V141H63V142H66ZM150 140V141H149ZM174 140H176V141H174ZM179 140V141H178ZM237 142H236V141ZM248 140V141H247ZM255 140H257L256 142H255ZM84 141V142H83ZM98 141H102V142H98ZM105 141V142H104ZM123 141H125V142H123ZM185 141V142H184ZM193 141H195V142H193ZM197 141H198V143H197ZM227 141H230V142H227ZM253 141V142H252ZM258 141H260V142H258ZM262 141V142H261ZM68 143L67 144H69V143H71V142H69V141H67ZM127 142H128V144H127ZM153 142H159V146H157L156 145V143H153ZM172 142H176V144L175 143H173V145H176V146H174V147H176V149H174V148H169V147H173L172 146ZM178 142H180V144L178 143ZM182 142V143H181ZM184 142V143H183ZM186 142H188V143H186ZM199 142L201 143V144H199ZM210 142V143H209ZM231 142H233V143H231ZM71 143V144H72ZM113 143H114V145H113ZM122 143H124V145H121ZM150 143V149H148V150H152L153 149V145ZM189 143H193V144H189ZM222 143V144H221ZM226 143V144H225ZM230 143H231V145H230ZM237 143H238V145H237ZM239 143L241 144V145H239ZM46 144H45V146H44V152L46 153V151L47 150H45V149H48L50 146H46ZM60 144H63V143H58V145L59 146H64L65 144H63V145H60ZM70 144V145H71ZM79 143H77L76 142V145H78ZM106 144H108V143H106ZM177 144H179V147H181L182 145L185 147H183L182 146V148H179L178 149V147H177ZM182 144V145H181ZM187 144V145H186ZM196 144H199L197 147L195 146ZM223 144H225V145H223ZM233 144H235V145H233ZM251 144H253V145H251ZM255 144V145H254ZM257 144V145H256ZM75 145V144H74ZM99 145H97L98 147H101V146H103V145H101V146H99ZM128 145H129V147H128ZM190 145V146H189ZM206 145H208V146H206ZM209 145H211V146H209ZM220 145V147H218ZM228 145L230 146V147H228ZM237 145V146H236ZM244 145H246V146H244ZM249 145V146H248ZM262 146V147H259V146ZM73 145H71L70 146V148L72 147ZM91 146H93V147H91ZM127 146V147H126ZM186 146H187V148H189V149H187L186 148ZM234 146H236V148L234 147ZM254 146H256L255 148H254ZM46 147V148H45ZM68 147V146H67ZM75 147V146H74ZM74 147H72L71 149L73 150V149H75ZM154 147V148H155ZM209 147V148H208ZM215 147H217V148H214ZM228 147V148H227ZM233 147V148H232ZM237 147H240V148H237ZM246 147L248 148L247 149V151L246 150H243V149H246ZM252 147V148H251ZM52 148V147H51ZM50 148V149H51ZM84 148V147H83ZM166 148H169V149H166ZM197 148V149H196ZM213 150H212V149ZM219 148H221L220 150H219ZM224 148V149H223ZM230 148V149H229ZM243 148V149H242ZM257 148V149H256ZM54 149V148H53ZM71 149H69V150H71ZM166 149V150H165ZM191 149H195L194 150V152H193V150L191 151ZM209 150V149H211L210 151L211 152H213L212 153V155L213 156H217V159H225L226 158V160H221L222 162L223 161H225V162H223L224 163V165L222 166V162H218V160L217 159H215V158H213V156H210V155H208V158L210 157V158H212V160H210V158L209 159H206L207 158V156H205V155H207V154H209V153H207V151L206 150ZM226 149V150H225ZM229 149V150H228ZM234 149H236V150H234ZM252 149H254V150H252ZM260 149L262 150V151H260ZM71 150V151H72ZM77 150V149H76ZM168 150V151H167ZM175 150V151H174ZM177 150H180L179 151V153H176V152H178ZM196 150H197V152H196ZM203 150H205V151H203ZM215 150H217V152L215 153ZM234 150V151H233ZM240 150V151H239ZM259 150V151H258ZM48 151H50V150H48ZM203 152V153H201V152ZM210 151H208V152H210ZM222 151V152H221ZM223 151H227V152H223ZM251 151V152H250ZM257 151V152H256ZM51 152H52V150H51ZM123 152V153H122ZM145 152H147V151H145ZM161 152V153H160ZM167 152V153H166ZM172 152H173V154H172ZM176 154H175V153ZM185 152V153H184ZM190 152V153H189ZM193 152V153H192ZM200 152V153H199ZM231 152V153H230ZM233 152H235V154H237V156L235 155V154H233ZM243 152H245V153H243ZM250 152V153H249ZM252 152H253V154H252ZM48 153V152H47ZM204 153H207V154H205V155H203ZM217 153H219V154H217ZM221 153H223L224 155L225 154H227L228 156L226 157V156H224V155H222ZM257 153V154H256ZM163 154H165V155H163ZM178 154V155H177ZM181 154H184V155H181ZM194 154V155H193ZM195 154H198V155H202L201 157H199L198 155H195ZM214 154H216V155H214ZM229 154H230V156H229ZM248 154H250V155H248ZM255 154V155H254ZM261 154H263V155H261ZM168 155V156H167ZM170 155V156H169ZM222 155V156H221ZM252 155H253V157H252ZM204 156V157H203ZM239 156V157H238ZM245 156V157H244ZM257 156H259V157H257ZM198 157H199V159H201V162L203 163V161H205L206 163L208 162V164H206V166L205 167H203V165H205V164H200L201 166H199V164H197V162H196V159H198ZM222 157V158H221ZM234 157H235V159H234ZM247 157H249V158H247ZM128 158V157H127ZM228 158V159H227ZM231 158L232 159H234V160H232V163L230 162L231 161ZM247 158V159H246ZM258 158H259V160H262L261 162H258L257 160H258ZM70 159H75V158H71L70 157ZM70 159H67V160H70ZM204 159V160H203ZM206 159V160H205ZM241 159H243V160H241ZM244 159H246V160H244ZM251 159V160H250ZM252 159H254L253 161H252ZM203 160V161H202ZM239 160H241V161H239ZM75 161V160H74ZM197 161H200V160H197ZM212 161V162H211ZM226 161H228V162H226ZM239 161V162H238ZM252 161V162H251ZM162 162V161H161ZM211 162V163H210ZM239 164H238V163ZM248 162V163H247ZM218 163H220V164H218ZM231 163V164H230ZM240 163H241V166L242 167H240ZM261 163H263L262 164V166L261 167H263V168H261V167H259L260 166V164ZM193 164V165H192ZM212 164H216V165H213L214 167L215 166H217V167H215L216 169H219L218 171L215 169V168H213V169H215L216 171H217V173L218 172H220L219 174H217L216 173V171H213L212 170ZM235 164H237V165H235ZM243 164V165H242ZM256 164V165H255ZM194 165H195V167H194ZM222 167H221V166ZM246 165V166H245ZM219 166V167H218ZM230 166V167H229ZM235 166H237L236 168H235ZM247 166H249V168H251V169H248V167ZM257 166V167H256ZM200 167H203L202 169H198L199 170V172H202V174L203 175H200V173L199 172H197V168H200ZM207 167V168H206ZM221 167V168H220ZM223 167H225V168H223ZM246 167V168H245ZM231 168H233V169H235L236 170V172H234L235 170H233V169H231ZM242 168H244V169H246V170H244V169H242ZM257 168H259L261 171H263V172H260L259 171V169H257ZM194 169V170H193ZM203 169H206V170H203ZM220 169H222V170H224L223 172H221V170ZM228 169V170H227ZM230 169V170H229ZM186 170H188L187 172L188 173H185L186 172ZM189 170H191L192 171V173L194 174V175H191L192 173H191V171H189ZM201 170V171H200ZM233 170V172H234V175H233V172H230V171H232ZM239 170H242L241 172H239ZM194 171H196V172H194ZM226 171H228V172H226ZM246 171V172H245ZM254 171V172H253ZM258 171V172H257ZM238 172V173H237ZM248 172V173H247ZM251 172V173H250ZM205 173V174H204ZM232 173V174H231ZM237 173V174H236ZM240 173V174H239ZM243 173H247V174H243ZM254 173H258V174H255V175H253ZM261 173H263V174H261ZM190 174V175H189ZM242 174V175H241ZM260 174V175H259ZM211 175V177H209ZM215 175V177H213ZM245 175H246V178H244L243 179V177H245ZM251 175H253V176H251ZM189 178H188V177ZM218 176V177H217ZM225 178H227V179H225ZM228 176V177H227ZM232 176H233V178H234V180H233V178H232ZM240 176H243V177H241L240 178ZM259 176V177H258ZM181 177H185V178H181ZM186 177H187V179H189V182H187L188 180H186ZM230 177V178H229ZM249 177V178H248ZM182 180H181V179ZM190 178H191V180H190ZM217 178H219V179H217ZM221 178V179H220ZM238 178H240L239 180H238ZM229 179H231L230 181H229ZM204 180V181H203ZM211 180H213V181H211ZM223 180H225V184L223 183L224 181ZM237 180H238V182H237ZM183 181V182H182ZM231 184H230V183ZM237 182V185L235 184V183ZM199 183H197L196 181H194L193 182V184L191 185L192 187L194 186V184H196V186H194L195 188H194V190L197 188V186L199 185ZM215 183V184H214ZM219 184V185H216V184ZM221 183V184H220ZM241 183V184H240ZM222 184H223V186H222ZM216 185V187L217 188H215L214 189V186ZM230 185H231V187H230ZM190 186V187H191ZM209 186H211L212 188H210ZM225 186H229L230 188H228V187H225ZM235 186H238V188L237 187H235ZM257 186V187H258ZM209 187V188H208ZM220 187V188H219ZM224 187L225 188H227V191H231L230 189H234V191H231V193L232 192H234V194H231L230 192H227V193H225L224 191L226 190V189H224ZM264 185L263 186H260L259 188H257V190L256 191H258L257 193L258 194H256V197L258 196L259 198H258V202H259V200L261 201V202H263L264 203V200H261L262 199V197L264 198ZM221 189V188H223V192L225 193H223V192H221V190L219 191V189ZM244 188V187H243ZM193 189V188H192ZM199 189V188H198ZM261 189H262V191H261ZM200 191H198V192H200ZM205 191V192H204ZM215 191H218V192H215ZM197 192V193H198ZM206 192H208V194L206 193ZM210 192H214L215 193V196H216V199H214L215 198V196L213 195V193L211 194V196H210ZM220 192V194L222 195L221 197H218L217 195H219L220 196V194H218ZM261 192L263 193L262 195H259V194H261ZM230 193V194H229ZM227 194V195H226ZM236 194V195H235ZM207 195H209V196H207ZM230 195V196H229ZM234 195V197H232ZM206 196V197H205ZM228 198H226V197ZM238 197L237 199H234V198H236V197ZM210 197H212V198H210ZM260 197H261V199H260ZM205 198H207V200H205ZM218 198H221V199H219L220 201H224V204H222V202L221 203H219V202H216V201H218L217 199ZM232 198L235 200L233 203H232ZM257 199V198H256ZM212 200H216V201H214V202H212ZM231 200V201H230ZM209 201V202H208ZM257 202V203H258ZM258 203V204H260L259 205V207H257V208H255L256 206H258V205H255V207H254V209L255 210H257V209H260V208H262V209H260L257 213H254L255 215H254V219H252L253 218V214L251 215V216H249V218L250 219H248L247 220V222L249 223V221H251V220H253L252 222H250L249 224H250V227H249V225H247L246 224V228H243L242 230H241V226L240 225H238V227L237 228H235V229H237L236 230V232L235 233H233V234H236L235 236H232V238L230 239V235L231 234H228L227 235V237H225V236H221V238L220 237H217L216 238V241L219 243V245H218V243H216L217 245H215V244H213V245H211V247L209 248V251H208V253L207 254H205L206 256H203V257H200V259H199V257L197 258V257H195V259L199 262V261H201V262H203V263H201V262H199L200 264H208L206 261H208V262H210V264H217L218 262L219 263H221V264H223L222 262H224L225 264H231V263H235V264H243L244 262L243 261H245L246 263L245 264H248V262H247V260H249V263L250 264H259L258 262H260V264H264V245L262 246V248L261 247H259V246H261V244L263 243L264 244V240H261V239H263L264 238V226H254L253 227V229L251 228L253 225H264V222H261L260 220L262 219V221H264V212H262V211H264V204L263 203ZM217 203H219V204H217ZM226 203V204H225ZM256 203V204H257ZM215 204V205H214ZM235 205H237V206H235ZM212 206V207H211ZM221 206H223V208L221 207ZM240 206V205H239ZM261 206H263V207H261ZM214 207H216V209L217 210H215V208ZM217 207H219V208H217ZM225 207H227V208H225ZM228 210V211H226V210ZM229 210L231 211L230 213H228L229 212ZM254 210V211H255ZM261 211V212H260ZM235 212H237V214H238V211H235ZM234 212V213H235ZM260 212V213H259ZM262 213V214H261ZM206 214V215H207ZM236 214V213H235ZM262 215V216H261ZM256 216L257 217H259L260 216V219H258V221H257V223H255V224H251V223H254L256 220L255 219H257L256 218ZM239 217V216H238ZM241 218V217H240ZM219 220H221V218L219 219ZM234 221V219H230V221H228V223H234L233 222ZM259 221H260V223H259ZM227 223V224H228ZM262 223V224H261ZM263 227V228H262ZM257 228H260V229H262V230H260V234H259V232H258V229ZM237 231H238V233H237ZM252 232V233H249V232ZM239 232H241V233H244V232H246V233H244L243 235H245V237H241V238H239V236L238 235H241V233H239ZM248 234L251 236H248ZM229 236V237H228ZM224 237V238H223ZM249 237V238H248ZM254 237V238H253ZM235 238H239V239H237V244H234L235 242H232L234 245H236V246H238V241H242L243 239H244V241H242V242H240L241 244H243V246L245 247V245H247L244 249H243V251L241 252V251H238V250H236V251H234L235 249H241L242 247H240L241 245L239 244V247L240 248H235V246L232 244V246L235 248H233L231 245H228V244H226L227 242H231L232 240H236ZM251 238V239H250ZM248 240V241H251V244L252 243H254V244H252V245H254V246H252V245H250V242H247L246 240ZM255 239H257V240H255ZM260 240V241H259ZM225 242L224 243V245H226V246H223L222 247V245H220V242ZM254 241H258V242H254ZM247 242V243H246ZM212 243H215V241H212ZM259 243V244H258ZM153 244H155V243H153ZM250 245V246H249ZM255 245H258V246H255ZM159 246V247H158ZM160 244L159 245H157V246H155V247H157L156 249H158V248H160ZM215 246L217 247V248H215ZM219 246V247H218ZM155 247H153V249H155ZM163 247V246H162ZM224 247H226L229 251H227V250H225L226 248H224ZM249 247H251L252 248V250H250V252H249V250L248 249H250ZM151 248H152V245L149 247V250L148 251H150V254H152V255H155L156 256V258H158V257H160V258H158V260L156 259L155 261H153L154 263H152V260L151 259H149V258H151V257H148V259L149 260H145V259H147V257H145L144 256V258H143V260H142V263L144 264V261H145V264H161L160 262H163L164 261V263H162V264H168V262H167V258H168V254H167V252L166 251H164V252H162L161 253V249L162 248H160V249H158L157 251H156V253H155V250H151ZM215 248V250H213ZM220 248V249H219ZM222 248H224V249H222ZM246 248H247V250H246ZM164 249V248H163ZM256 249V250H255ZM260 249H262V250H260ZM211 250H212V252L213 253H211ZM220 250H225V251H222L221 253H220ZM242 250V249H241ZM255 252H254V251ZM259 250V251H258ZM147 251V252H148ZM158 251H160L158 254L160 255H158L157 254V252ZM219 252L218 254H217V252ZM246 252V254H247V256L248 255H251V256H249V257H246L245 258V256H246V254H243V252ZM226 252H228V253H226ZM237 252H239L240 254H238ZM255 253V254H257V256L256 255H252V253ZM258 252V253H257ZM149 253V252H148ZM193 253H194V251H193ZM201 253V251H199V252H196L195 253V256H198L199 254ZM210 253V254H209ZM223 253H225V254H223ZM231 253V255H230V257H228L227 256V254H230ZM253 253V254H254ZM260 253V254H259ZM161 254H163L164 256H161ZM165 254L167 255V256H165ZM212 254H215V256L214 255H212ZM219 254L221 255V256H219ZM208 255V256H207ZM210 255H212V256H210ZM216 255H218L219 257L218 258H216L217 256ZM226 255V256H225ZM259 255H260V257H259ZM158 256V257H157ZM254 256V257H253ZM211 257H213V258H215L214 260H213V262H212V259L213 258H211ZM220 257H222V258H220ZM226 257H228V258H226ZM238 257V258H237ZM240 257V258H239ZM242 257H244V259L242 260ZM253 257V259L252 260H250L251 258ZM256 257H257V260H255L256 259ZM154 258V257H153ZM162 258L163 259H165V260H162ZM208 258H210V261L209 260H207ZM225 258V259H224ZM231 258V259H230ZM250 258V259H249ZM263 258V259H262ZM203 259H205V260H203ZM219 260V261H215V260ZM222 259V260H221ZM234 259H236V261L238 262H234L235 260ZM240 259V260H239ZM188 260V259H187ZM224 260V261H223ZM228 261V262H226V261ZM230 260H231V262H230ZM241 261V262H243V263H241V262H239V261ZM263 262H262V261ZM165 261H166V263H165ZM190 261H192L191 263H188V262H190ZM255 262L256 261V263H251V262ZM193 262H196V261H193V260H189V261H185L184 262V264H198V263H193ZM212 262V263H211ZM230 262V263H229ZM262 262V263H261ZM141 263V264H142Z\"/></svg>",
    "mask_w": 264,
    "mask_h": 264
}]
</instances>
